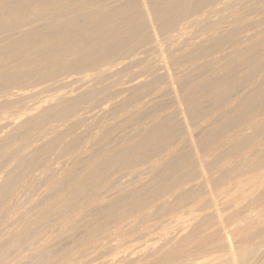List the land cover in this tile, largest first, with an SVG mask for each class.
Here are the masks:
<instances>
[{
    "label": "bare ground",
    "instance_id": "6f19581e",
    "mask_svg": "<svg viewBox=\"0 0 264 264\" xmlns=\"http://www.w3.org/2000/svg\"><path fill=\"white\" fill-rule=\"evenodd\" d=\"M215 0H86L84 3H81L79 5H77L76 7H74L72 10H68V12H65V13H61L62 10H60V14H57V13H54V12H45L47 13L48 15H46V17H43L42 14H39L38 13V9L40 11V9L42 10L43 7H48L52 4H54L55 2H57V0H26V1H23V0H20V1H17V0H0V26H6L7 27V30L5 31V33H3L4 35H2V33L0 32V34L2 36H0V79L3 81L5 80L6 82V85H8L9 87L12 86V84H10L11 82L15 81V80H19L20 78H18V76L20 77L22 74H24L23 72L21 73V68L23 67V63H25L26 61H28L26 59L25 62H22V64L20 62H18L19 59L23 58L25 56H27L26 54L24 55L23 51H25V53H32L33 55H30V57L32 56V60H39L41 61V58H45L46 59V55H47V58L48 57H53L55 59V63H58L60 62L58 59L64 61V63L66 62L67 64L65 66L69 67L70 69L71 66H75L74 68L76 69V72L77 71H80V70H77V68L81 69V68H84V69H81V72L83 73L85 70V68H89V67H92L93 70H94V75L96 74V78L95 80L98 78L99 75H101L102 73H108L110 74V72L112 71V68L114 67L115 69V66H108V62H105L107 60H109V57H111L112 55L116 54L121 50V49H124V48H127V55H125V53H122L124 54L125 57L121 58V59H126L128 60L127 62H131V66L133 65L132 62H135L134 60H139L140 61V51L142 52V49H140V51L138 50L135 54V52L133 51V48L138 44L140 43L142 40H143V37L140 36V32L138 33L137 31V28L139 27H142V29L145 28L149 29L148 31L150 32V34L147 32L144 34H149L148 38H150L149 40L152 41L154 43V45L158 46L159 44L163 45V42L162 40H166L167 39H159L158 35L160 34L161 30H162V34H166V33H170L169 35V38L168 39H173L174 37L178 38L177 35L179 36L180 33L182 32L183 33H186L185 30L193 24L196 25L197 24V28H198V25L203 23L205 25L206 21L208 22V17H207V14H209L211 11L213 12L214 14V11L212 10L214 7L212 6L213 5V2ZM217 1V0H216ZM221 1V0H220ZM231 0H222L221 3L222 4H228ZM239 1V0H237ZM236 1V3H237ZM241 1V0H240ZM260 0H258L259 2ZM60 2V1H58ZM62 2V0H61ZM64 2V0H63ZM219 2V0H218ZM234 1L232 0L229 5L232 6ZM136 3V4H134ZM216 3V2H214ZM58 4V3H57ZM68 4H71L70 2ZM227 5V6H229ZM237 5V4H236ZM135 6V7H134ZM217 6L219 7V5L217 4ZM216 6V8H217ZM225 5H223V8ZM230 6L228 7V10H230ZM31 7V8H29ZM42 7V8H40ZM56 7V5H55ZM61 7H64V6H61ZM71 7V6H70ZM233 7V6H232ZM38 8V9H37ZM58 8V7H56ZM56 8H55V11H56ZM68 8V7H67ZM222 8V7H221ZM234 8V7H233ZM232 8V9H233ZM261 8V7H260ZM34 9L37 11V13H32V11H34ZM49 9H53V7ZM48 9V11H49ZM59 9V8H58ZM231 11L233 12L234 9ZM256 9V7H255ZM32 10V11H31ZM46 10V9H44ZM65 10V9H63ZM215 10V8H214ZM221 10V9H220ZM230 11V12H231ZM59 12V11H58ZM231 12V14H232ZM41 13V12H40ZM43 13V14H45ZM136 13H141L142 15V20L143 22H139L138 24L136 23V20L134 19L133 15L136 14ZM235 13V11H234ZM211 14V13H210ZM248 14V13H247ZM209 16V15H208ZM233 16V15H232ZM132 17V18H131ZM213 17V15H212ZM211 15H210V19H209V22L211 20ZM230 17V16H229ZM215 17H213L212 19H214ZM231 18V17H230ZM237 18V17H236ZM129 19V20H127ZM140 19V17H139ZM183 22V24H181V21L185 20ZM127 20V21H126ZM135 20V21H134ZM138 20V19H137ZM215 20V19H214ZM219 20V19H218ZM218 20L216 21L218 23ZM231 20V19H230ZM220 21V20H219ZM227 21V20H226ZM229 21V20H228ZM233 21V20H231ZM211 22H213L211 20ZM210 22V23H211ZM215 22V21H214ZM225 22V21H224ZM181 24V25H180ZM213 24V23H211ZM211 24H209V26H211ZM180 25V27H179ZM207 25V24H206ZM215 25V23H214ZM203 26V25H202ZM201 26V27H202ZM208 26V25H207ZM207 26H204L205 28H207ZM171 27L175 28V30H171V31H168ZM178 27V28H177ZM196 27V26H195ZM229 27H231L230 25H224L223 27L221 26V28L215 30L213 32V28H212V32L210 30L209 34L205 37H202L200 39H197V40H193V42L190 44V48L187 50L186 49V53L188 52H195V55L196 53L200 56L202 52H204V48L202 45L204 42H207V41H211L212 42L214 41V43L211 44V47H208L209 49L210 48H214L213 49H216L215 46L218 45L219 48L223 47V43H226L225 40H228L227 38L224 37L223 33L229 29ZM255 27V26H254ZM177 28V29H176ZM200 28V26H199ZM210 28V27H209ZM217 28V27H216ZM215 28V29H216ZM208 29V28H207ZM177 30H181L179 33L177 34H172V33H176ZM231 30V29H230ZM234 30V29H233ZM194 31H198L197 29L194 30ZM232 31V30H231ZM229 32V31H228ZM84 34L85 36L84 37H88L87 35H90L88 37V39L86 40H82V38H78L77 40L73 39V40H70V37L73 35L75 37L74 34ZM194 33V32H193ZM46 34V35H45ZM142 34V33H141ZM227 35V32L225 33ZM143 35V34H142ZM195 35V34H194ZM201 35V34H200ZM255 35V34H253ZM77 36V35H76ZM79 36V35H78ZM147 36V35H146ZM166 36V35H165ZM183 36V35H182ZM229 36V35H228ZM244 36V34L242 35ZM249 36V34H248ZM252 35H250L249 37H251ZM72 37V38H74ZM81 37V35H80ZM163 37V36H162ZM168 37V36H167ZM192 37V36H191ZM195 37L197 38L198 36L195 35ZM194 37V39H195ZM247 37V36H246ZM166 38V37H164ZM175 38V39H176ZM193 38V37H192ZM159 39V41H158ZM185 39V38H184ZM241 39L244 41L245 39H243L241 37ZM240 39V41H241ZM247 39V38H246ZM252 39V37L250 38ZM168 40V41H170ZM178 40V39H177ZM182 40V39H181ZM181 40H180V43H181ZM186 40V39H185ZM230 40V39H229ZM249 40V39H247ZM149 41V42H150ZM165 41V42H166ZM173 41V40H172ZM225 41V42H224ZM239 41V42H240ZM144 42V41H142ZM147 42V41H146ZM160 42V43H159ZM162 42V43H161ZM183 42V41H182ZM221 42H222V45H221ZM229 42V41H227ZM230 42H233L232 40ZM246 42V41H245ZM244 42V43H245ZM259 42V41H258ZM210 43V42H209ZM243 43V42H242ZM248 43V42H247ZM261 43V42H260ZM46 45L45 46V49L44 51L42 50L41 52L42 53H35V50H38L39 47H41L40 45ZM60 45V46H55L54 45ZM144 44V43H143ZM145 44H148L145 43ZM177 44V43H176ZM195 44V45H194ZM208 44V42H207ZM228 44V43H227ZM227 44H225L226 46H228ZM236 44V43H234ZM241 44V43H240ZM246 44V43H245ZM42 45V46H43ZM139 45V44H138ZM142 45V44H141ZM137 46V47H143V46ZM153 44L151 43V46ZM184 45V44H183ZM205 45V44H204ZM210 45V44H209ZM220 45V46H219ZM231 45V44H230ZM229 45V46H230ZM233 45V44H232ZM146 46V45H145ZM144 46V47H145ZM155 47L157 48L158 52H159V49L161 50V47L160 45L158 47H160L158 49V47ZM221 49V51L223 52L225 47ZM228 46V47H229ZM187 47L188 44H187ZM231 47V46H230ZM68 49V51L66 53H64L63 55V52H61V50H65ZM136 48V47H135ZM134 48V49H135ZM163 48V47H162ZM207 48V49H208ZM217 48V49H219ZM164 49V48H163ZM206 49V50H207ZM227 49V47H226ZM243 49H245V51H243L244 53L246 51H248L250 48H248V46H245ZM262 49V48H261ZM260 49V50H261ZM137 50V48L135 49ZM171 50V49H170ZM259 50V51H260ZM126 51V49H125ZM219 50V52H221ZM236 51V50H235ZM233 51V52H235ZM241 51V50H240ZM21 52L22 54L24 55V57L21 55ZM37 52H40V51H37ZM163 50H162V53H160V55H162L163 57H166L163 55ZM242 52V53H243ZM166 53V52H165ZM164 53V54H165ZM200 53V54H199ZM206 52H204L203 54H205ZM210 53V52H209ZM230 53V52H229ZM260 53V52H259ZM122 54V56H123ZM139 54V55H138ZM142 54V53H141ZM167 54V53H166ZM222 54V53H221ZM224 54V53H223ZM227 53H225L226 55ZM254 54H255V51H254ZM119 55V54H118ZM121 55V54H120ZM145 55V54H144ZM196 55V56H198ZM208 55H211V54H208ZM207 55V56H208ZM242 55V54H241ZM253 55V54H252ZM21 56V58H20ZM45 56V57H44ZM202 56V55H201ZM223 55H218L217 53L214 54L213 57H211L210 60L212 61H219V59H222L223 57H221ZM248 56V55H247ZM119 57V56H118ZM161 57V56H160ZM161 57V61H162V58ZM234 57V56H233ZM58 58V59H57ZM116 58V57H115ZM120 58V57H119ZM263 59L264 58V48H263V51H261L260 55H258V57L253 61L254 63H256V61H258L259 59ZM21 59V60H23ZM57 59V61H56ZM111 59V58H110ZM143 59V57H142ZM147 59V58H146ZM165 58H163L164 60ZM25 60V59H24ZM113 60V59H111ZM167 60V59H166ZM32 61V62H33ZM51 61H54V60H51ZM49 61V62H51ZM110 61V60H109ZM119 61V60H118ZM117 61V62H118ZM144 61V59H143ZM142 61V63H143ZM147 61V60H145ZM165 61V60H164ZM44 62H47L44 60ZM48 62V63H49ZM113 62V61H112ZM115 62V60H114ZM123 62V61H122ZM148 64H154L150 61H147ZM146 62V63H147ZM166 62V61H165ZM172 62V61H171ZM176 62V61H175ZM174 62V64H175ZM253 62L251 63L252 65ZM260 62V61H259ZM13 63V64H11ZM27 64H29L28 62H26ZM25 63V64H26ZM57 63V64H58ZM110 63V62H109ZM138 62L136 61V64ZM177 63V62H176ZM250 63V62H249ZM258 63V62H257ZM262 63V64H261ZM260 64H256L255 68L251 69V71H249L246 75H244V77H242V81H249L251 80L250 78L252 77H256V74L260 73L261 74L258 76V78H260V80H263L262 82H264V62L262 61ZM51 64V63H50ZM116 64V62H115ZM118 64V63H117ZM124 64V63H123ZM141 64V63H139ZM145 64V63H144ZM150 64V65H151ZM164 64V62L162 63ZM167 64V62H166ZM164 64V65H166ZM178 64V63H177ZM248 64V63H247ZM37 65V64H36ZM35 65V66H36ZM53 65V63H52ZM62 65V64H61ZM111 65V64H110ZM127 64L123 65L125 67ZM130 65V64H129ZM146 65V64H145ZM159 65V64H158ZM170 65V64H169ZM250 65V64H249ZM26 66V65H25ZM39 66V65H38ZM40 66H42V64L40 63ZM44 66V64H43ZM51 66V65H50ZM48 67V69L46 70V66L43 67L45 68L44 71L46 72V75H49L48 77H52L53 74H57L58 71H61L58 69V65H56L55 67ZM54 66V65H53ZM60 66V65H59ZM64 66V64L62 65ZM122 65L120 66H117L118 67H121ZM155 66V65H154ZM168 66V65H167ZM172 66V65H171ZM176 66V64H175ZM233 66V65H232ZM37 67V66H36ZM123 67V68H125ZM148 67V65H147ZM146 67V68H147ZM158 67V66H157ZM161 69H163L164 67L163 66H160ZM159 67V68H160ZM163 67V68H162ZM177 67V66H176ZM175 67V68H176ZM234 67V66H233ZM239 67V66H238ZM244 67V66H243ZM248 66H246L247 68ZM28 68V67H26ZM38 68V67H37ZM36 68V69H37ZM42 68V69H43ZM56 68V69H54ZM62 68V67H60ZM145 68V66H144ZM154 68V67H153ZM150 69V70H153ZM168 68V67H167ZM166 68V70H167ZM173 68V70L175 69ZM237 69V71L240 69H238L237 67H235ZM251 68V67H250ZM30 69V68H28ZM32 69L35 70L34 66H32ZM39 69V68H38ZM75 69H72L70 71H75ZM91 70V68H89ZM119 69V68H118ZM128 68H125V71H127ZM143 69V68H142ZM156 69V67L154 68ZM158 69V68H157ZM156 69V70H157ZM169 69V68H168ZM177 69V68H176ZM213 69V68H212ZM248 69V68H247ZM33 70V71H34ZM40 70V69H39ZM37 70V72L39 71ZM89 70V71H90ZM144 70V69H143ZM146 70V69H145ZM144 70V71H145ZM155 70V71H156ZM164 70V69H163ZM27 71V70H26ZM25 71V72H26ZM63 71V69H62ZM69 71V73H70ZM88 71V72H89ZM92 71V70H91ZM124 71V69L122 70ZM171 71V70H170ZM177 71V70H176ZM247 71V70H246ZM28 72V71H27ZM30 72V71H29ZM35 72V71H34ZM34 72H33V75H34ZM45 72L44 75H45ZM66 72V71H65ZM87 72V71H86ZM114 72V71H112ZM121 72V71H120ZM146 72H148V70H146ZM151 72V71H150ZM149 72V73H150ZM178 72V71H177ZM241 72H242V69H241ZM31 73V72H30ZM42 73V72H41ZM68 73V71H67ZM81 73V74H82ZM93 73V72H92ZM91 73V74H92ZM126 73V72H125ZM141 73V72H140ZM148 73V74H149ZM152 73V72H151ZM20 74V75H19ZM36 74V72H35ZM71 74V73H70ZM74 74V73H72ZM78 74V73H77ZM85 74V73H83ZM82 74V75H83ZM122 74V73H121ZM147 74V76H148ZM163 74V72L161 73ZM175 74V73H174ZM32 73L30 74V77L29 74L27 73V75L25 74L24 77H27V78H32L33 76H31ZM38 75V74H37ZM59 75V74H58ZM57 75V76H58ZM80 75V74H79ZM82 75L80 78H82ZM113 76V73L111 74ZM114 75H117L116 72ZM150 77H151V74H149ZM153 75V74H152ZM155 75V74H154ZM153 75V76H154ZM165 75H168L167 78H170L172 77V74L169 72V70L163 74V76ZM209 75V74H208ZM254 75V76H253ZM39 76H40V73H39ZM56 76V77H57ZM63 76V75H62ZM62 76L60 75L59 77L62 78ZM89 76V75H88ZM179 76V74H178ZM232 76V75H231ZM23 75H22V78H24ZM44 77V76H43ZM46 77V76H45ZM50 77V79H51ZM55 77V75H54ZM54 77H53V80H54ZM64 77V76H63ZM90 77V76H89ZM100 77V76H99ZM114 77V76H113ZM118 77V75H117ZM120 77V75H119ZM134 77V75H133ZM163 77V78H165ZM18 78V79H17ZM40 78V77H39ZM42 78V77H41ZM101 78V77H100ZM116 78V77H115ZM114 78V79H115ZM129 78V77H128ZM137 76L134 78L136 79ZM146 78V76H145ZM173 78V77H172ZM175 78V77H174ZM240 80H241V77H239ZM26 79V78H25ZM44 79V78H43ZM49 79V78H48ZM49 79V80H50ZM70 79V78H68ZM83 79V78H82ZM99 79V78H98ZM119 79H122L121 77ZM131 79V77H130ZM133 79V78H132ZM151 79V78H150ZM153 79V77H152ZM152 79L150 80V83L154 81V83H157L156 79L154 78L153 81ZM179 79V77L177 78ZM238 79V78H237ZM236 79V81L238 82V80ZM22 80V79H20ZM29 80V79H28ZM27 80V81H28ZM52 80V79H51ZM87 80V79H85ZM118 79L116 78V81ZM142 80V79H141ZM141 80L139 82H141ZM148 79H146L147 81ZM165 80V79H163ZM171 80V79H170ZM176 80V79H175ZM224 80V79H222ZM238 82V84H240L242 81ZM26 81V80H25ZM25 81L24 84H25ZM66 82L68 83V81L70 80H65L64 78L60 80V82ZM81 81V80H80ZM115 81V80H114ZM126 81V80H125ZM135 81V80H134ZM168 81V80H167ZM180 81V80H179ZM225 82L227 81V78L226 80H224ZM235 81V82H236ZM254 80H252L253 82ZM31 82H36V81H32ZM30 82V83H31ZM39 82V81H38ZM43 82V81H42ZM41 82V83H42ZM99 82V81H98ZM119 82V81H118ZM145 82V80L143 81V83ZM165 82V81H164ZM171 83L173 81H170ZM176 82V81H175ZM212 82V83H211ZM234 82V83H235ZM236 82V84H237ZM251 82V83H252ZM20 81H18L17 84H19ZM40 83V82H39ZM45 83V82H44ZM116 83V82H115ZM128 83V82H127ZM142 83V85H143ZM149 83V84H150ZM171 83H167L168 85H170ZM210 83L213 85V80L210 79ZM208 83V84H210ZM261 83V82H259ZM16 84V83H15ZM20 84H23V83H20ZM28 84V82H27ZM47 84V83H46ZM52 84H56V83H53ZM94 84V83H92ZM124 84V83H123ZM129 84V83H128ZM127 84V85H128ZM141 84V83H140ZM179 84V82H178ZM175 83V86L178 85ZM182 82H181V86H182ZM210 84V86H211ZM227 84V83H226ZM236 84H232L235 85ZM237 84V85H238ZM242 86H237L238 88L240 87V90L236 93L238 94V96L235 98V101L233 104H231L230 106L226 107L227 109L229 108V111H224L222 113V116L221 117H228L229 120L228 122H230V120H240V119H243L245 120V117L247 116H251V112H253L254 110L253 109H264V100H262L264 97L261 95V97L258 95V92L257 91V94H254L253 92V88L249 86V84L246 82V84L244 83H241ZM240 84V85H241ZM244 84V85H243ZM6 85H4L6 87ZM30 85V84H29ZM27 85V86H29ZM32 85V84H31ZM37 83L34 85L36 86ZM48 85V84H47ZM57 85V84H56ZM60 85V84H59ZM58 85V86H59ZM84 85V86H83ZM82 85V88L81 89H77L78 91H75L76 89H72V90H69V91H63V92H59L58 90V94H56L55 96H52L51 99H47L44 101V104L45 106H41V105H35V106H32L30 108H23L27 111H23V114L25 115L23 118H20L18 120H13V119H10V120H6L5 118L1 117L0 116V238L4 239V242L3 240L0 239V241H2V244L0 245V249L1 252L4 251L6 253L5 256H3L4 258H1L0 256V264H22V255L23 253L25 252V250L27 248H25L24 246L26 245H22V237H23V234H25V232L29 231V230H26L25 229V226H24V223H23V220H26V218L24 216H26L27 212L25 210V212L23 211L24 209L23 208V194H24V182L25 180L23 179L24 178V175L26 174H29V175H33V179H35L36 181L35 182H31V186H34L35 187H40V185H42V182L43 181H47V187L49 188V190L53 191L54 192L51 194H44V196H41V200L38 202V204H36L34 206V208L40 206L42 203L41 201L43 202L44 200H48L49 198L53 197V195L55 193H58V191L61 189L64 188V185H67V183H73V185L70 187V189L68 190L66 194V197L68 196H71V200L72 199H76L78 196V193L80 194L81 192L82 193H86L87 189L83 191V189H81L82 187H88L90 190H92V193L90 195H88V197H86V199H82L83 201L82 202H79V206H83V205H93L95 202H97V206H99L98 208L96 207V209H100L99 212H102L103 216L101 217L100 220H94L95 222H91L89 220V217L92 216L93 213H91V210H87L86 212L82 211L83 212V215L82 217H80L79 221L80 223L83 222V223H87L88 227H89V231L87 234H85V237H83V239L85 238L86 239H93L94 242L89 246H84L82 250H80V254H82L81 252H89L90 250L89 249H98L100 247H102L103 245H105L107 242H109L110 238L109 235H110V229L112 228H116L114 227L115 225H117L118 223H121V222H126V221H129V217H131L132 215H134L136 212H139L142 208L143 205H141V203H149V204H153V208L156 209H160L162 210L163 208L166 209V207H171L173 208L174 210V207H172L171 205H177V202L180 201L181 197L182 199L185 201L184 197H187L189 195H196V192L198 190L201 191V187H209L210 186V180L212 181V179H209L207 177H205V174L207 173L210 174V171L211 169H213V166L210 165V171L208 170V172L206 171L208 169V165L209 163L207 162V160L205 159V157L207 158V156H201V152L205 149H203L201 152H200V149L203 148L202 143L204 142L206 144L205 141H202L201 139V135L206 131H204V127H208L207 125H209L210 123V120H208V118L206 120H202L200 121V117L203 116L204 114H202V112L199 111V114H202L199 116L194 114V116L196 115V117H198L199 119H194L195 121L199 120L201 123H199L198 125H196V128L194 130H191L190 127L192 126L190 123V120L192 119V114L190 113V109L192 110L194 107L192 105V108L189 109L188 107V110L184 107H182V105H185V103L183 102L182 98L176 94V91H179L178 90V85L176 88L174 86H172V89L175 91L174 94H175V98L177 100V102H179V100L181 99L184 104H182L180 106V103L177 105V107H179V110H180V114H181V117H180V121L182 123H178L180 124L181 126L180 129H177V128H174L172 123H171V119L170 118H166L164 116H160V121L158 123H156L155 125H153L152 129H150L149 131H147L143 137H142V143L149 146V148L147 150H144L142 152H139V146H135V147H130V148H125V149H121L119 151H115L113 152V154L111 153L110 155L108 154L107 156L105 155V157L100 160V164H97L96 163H90L86 168V170H84V173H85V176L82 177L81 180H79L77 178V171H76V167L73 168V163H75V161H71V164H72V167H62V166H52L54 168L50 169L52 171V174L49 175L48 174V170H47V173H45V176L46 174H48L50 177L53 175H64V174H68L67 177H70L68 179H65V177H63V179L61 178H58L56 177V180L53 182L52 185H50V177H43L44 176V172L39 171V161L38 159L36 160V158H38L39 156L41 155H46L47 152H51L50 149H47V148H44L45 146L48 147V145H50L52 142L50 141L51 139H47L48 141H42L40 142L39 140V144L36 145L34 142H36V140H31L25 144V147H30L31 150H28L29 152L27 154H29V157L27 156L26 158H30V153L33 152V155L35 153V156H32L34 157L35 160H31L29 162V160L25 163V155L23 156L21 154L20 151H14L15 154H14V157L12 158V160L10 161L9 159H6L8 158L6 156V150L8 149V151L10 150L8 148V143L11 142V140H9L8 142V139H10L9 137H11L13 134H12V131L14 129H17L18 125H28L31 121L33 122H37V123H41L42 124L47 121L49 119V117H51V114L52 116L56 114L57 118H60V122L63 121V129L62 130H65L64 127L66 128L65 131H63L62 134H65L64 132L66 133H71V130L73 128H71V126L73 124H76V122H81V121H84V120H87L89 119L91 121V123H94L93 121L104 115V113H106L107 109L110 108L109 106H106L102 104H99L97 107H93L90 105V109L87 110V108L83 107L82 106V103L84 102V100H81L80 97H87V96H91L93 95V88L91 86V84H83ZM95 85V84H94ZM151 85V84H150ZM153 85V84H152ZM167 85V86H168ZM172 85V84H171ZM174 85V84H173ZM1 86V85H0ZM7 86V87H8ZM38 86V85H37ZM44 86V85H43ZM46 86V85H45ZM51 86V84H50ZM63 86V84H62ZM179 86V87H181ZM256 86V84L254 85ZM3 87V84L1 86V88ZM8 87V88H9ZM14 87V86H13ZM20 87V86H19ZM22 87V86H21ZM25 87V86H24ZM33 87V85L31 86ZM61 87V86H60ZM123 87V86H122ZM122 87L119 89L120 92L117 93V95H119L121 92H123L124 90H130V91H135L137 90V87H138V84L134 83V84H131L129 86H125L123 87V91L122 90ZM150 87V86H149ZM152 87V86H151ZM183 88L185 87L182 86ZM181 87V88H182ZM213 87V86H212ZM223 87V86H222ZM230 87H232L230 85ZM0 88V90H1ZM11 88V87H10ZM18 88V87H16ZM28 88V87H27ZM26 88V89H27ZM39 88H42L41 86ZM45 87H43L42 89H44ZM48 88V87H47ZM65 88V87H64ZM102 88V87H101ZM141 88V87H140ZM180 88V91L184 90L182 89L181 90ZM199 88V87H198ZM211 88V87H210ZM236 88V87H235ZM234 88V89H235ZM7 89V88H6ZM19 89V88H18ZM31 90V88H29ZM56 89V88H55ZM60 89V88H59ZM143 89V88H142ZM153 89V88H152ZM224 89V88H223ZM228 88H226L225 90L221 91L220 93H224L226 92ZM263 89V88H262ZM261 89V90H262ZM12 90V89H11ZM11 90H8L7 93H4L3 94V90H2V95L0 94V106L3 104H7V103H11L12 100L14 101L15 98H12L11 96H14V92L11 93L9 91ZM16 90V89H14ZM25 90V88H24ZM23 90V91H24ZM38 90V89H36ZM41 90V89H40ZM39 90V91H40ZM47 90V89H46ZM171 89L169 88V91ZM172 90V91H173ZM238 90V89H237ZM260 90V91H261ZM144 91V90H143ZM233 91V89L231 90V92ZM236 91V90H235ZM27 92V91H26ZM25 92V93H26ZM34 92L37 94V92L34 90ZM32 92V93H34ZM56 92V91H55ZM125 92V91H124ZM123 92V93H124ZM128 94L130 95L131 93H129V91H127ZM126 92V93H127ZM171 92V91H170ZM185 92V90L183 91ZM182 92V93H183ZM200 92V91H199ZM204 92V91H203ZM228 92H230V88L228 90ZM263 92V91H262ZM25 93L19 91V92H16L15 95H19L20 98L22 99L23 97L22 96H25ZM34 93V94H35ZM41 93V92H40ZM42 93H43V90H42ZM125 93V95H126ZM172 93V92H171ZM179 93V92H178ZM256 93V92H255ZM29 94V92H28ZM33 94V95H34ZM53 94V93H52ZM147 94V93H146ZM232 94V93H231ZM263 94V93H262ZM51 95V94H50ZM50 95H47V96H50ZM116 95V94H115ZM114 95V97H115ZM137 95V94H136ZM172 95V94H171ZM183 95V94H182ZM224 95H226V93H224ZM264 95V94H263ZM47 96H44V97H47ZM95 96V94H94ZM127 96V95H126ZM186 95H184L185 97ZM223 96V95H222ZM229 96V95H228ZM16 97V96H14ZM27 97V95H26ZM29 97V96H28ZM110 97V96H109ZM108 97V98H109ZM113 97V96H112ZM111 97V98H112ZM122 97V96H121ZM125 97V96H124ZM147 97V96H146ZM174 96L172 95V98ZM183 97V96H182ZM231 97H233L231 95ZM235 97V95H234ZM233 97V98H234ZM257 97H259V100L257 99ZM25 98V97H24ZM94 99V97H92ZM225 98V96L223 97V99ZM16 99H18L16 97ZM15 99V101H17ZM44 98L41 99V101L43 100ZM89 99V97H88ZM87 99V100H88ZM222 99V100H223ZM226 100L228 99V102L231 100H229V97L225 98ZM224 99V100H225ZM255 99H256V102H255ZM24 100V99H23ZM91 100V98H90ZM124 99H120V101L122 102ZM136 100V98H135ZM174 100V99H173ZM186 100V99H185ZM221 100V101H222ZM14 101V102H15ZM20 100H18L19 102ZM40 101V102H41ZM175 101V100H174ZM187 101V100H186ZM233 101V100H232ZM258 101V103H257ZM261 101H263L261 103ZM24 102V101H23ZM43 102V101H42ZM99 102V100H98ZM96 102V103H98ZM133 102V101H132ZM189 102V101H187ZM191 102V101H190ZM222 102H226V101H222ZM16 103V102H15ZM14 103V104H15ZM20 103V102H19ZM38 103V102H37ZM120 103V102H119ZM126 103V102H125ZM128 103V102H127ZM13 104V103H12ZM21 104V103H20ZM32 104V103H31ZM36 104V102H35ZM43 104V103H42ZM84 104L86 105L87 103L84 102ZM89 104V103H88ZM177 104V103H176ZM194 104V103H193ZM223 104V103H222ZM227 104V102H226ZM19 105V104H18ZM17 105V106H18ZM30 105V104H29ZM75 105L78 106L75 108ZM165 105V104H164ZM219 105V104H218ZM225 105V104H224ZM1 106V107H2ZM8 106H11L10 104ZM14 106V105H13ZM12 106V107H13ZM16 106V107H17ZM22 106V105H21ZM19 106V107H21ZM31 106V105H30ZM41 106V107H40ZM80 106V108H79ZM82 106V107H81ZM88 106V105H87ZM155 106V105H154ZM190 106H191V103H190ZM217 106V105H216ZM226 106V105H225ZM6 107V106H5ZM4 107V108H5ZM26 107V106H25ZM55 107H60V109L57 111L58 112H55L54 113V108ZM164 107V106H163ZM176 107V109H177ZM230 107H233V108H230ZM8 108V107H6ZM53 108V113H50L49 110ZM79 109H83L85 108L87 112V115L85 116L86 114V111L84 112L85 114L82 115L83 116H77L75 117L74 119H72L71 121L70 118L72 116H74V114L77 112V110ZM124 108V107H123ZM218 109L223 108V106L220 105V107H217ZM75 109V113L72 112V110ZM77 109V110H76ZM96 109V111H94ZM225 109V108H223ZM238 109H241V111L238 113ZM2 112L4 111L2 108H1ZM0 110V112H1ZM7 110V109H5ZM17 110V109H16ZM15 110V111H16ZM19 110V109H18ZM17 110V112H18ZM48 110V113H45V111ZM84 110V109H83ZM121 110V109H120ZM21 111V110H20ZM19 111V112H20ZM52 111V110H51ZM71 113H70V112ZM81 111V110H80ZM94 111V112H93ZM196 111V110H195ZM194 111V112H195ZM215 111V109H214ZM234 114H232L233 112H235ZM5 112V111H4ZM149 112V111H148ZM193 112V111H192ZM193 112V113H194ZM211 112V111H210ZM226 112V113H225ZM8 114V112H6ZM70 113V114H69ZM179 113V112H178ZM177 111H176V114H178ZM191 115H190V114ZM221 113V112H220ZM219 113V114H220ZM260 112H258L259 114ZM19 113H17L18 115ZM78 114V113H77ZM103 114V115H102ZM130 114V113H129ZM208 114V113H207ZM230 114V115H229ZM232 114V115H231ZM1 115V114H0ZM2 115L4 116V114L2 113ZM211 115V114H210ZM215 115V114H214ZM218 115V114H217ZM235 115V116H234ZM261 115H263L261 117ZM261 115L260 117H258L259 115H255V116H252V118L256 117L255 119L253 120H250V126H253V127H247L246 126H239V128L231 131L228 127L227 129H229V131H231L226 137H225V140L223 141V143H221L220 146L222 145H226L225 148L226 150L228 151L229 150V154H230V151L231 150H237L239 151L240 153V150L242 151V149H245L246 148V144L249 142H246L248 138H252V136L254 137V142L252 144H250L247 149L244 151V156L241 157L242 159L246 160L245 162H247V164L250 166V168L252 166L254 167H257L259 170L262 169L264 167V154H261V150L262 148L264 147V141H263V137L261 135L260 138H258L257 140L255 139V135L258 134V130L260 129V127L258 126L259 123L263 122L264 121V111L261 112ZM55 116V119L57 120ZM151 116V115H150ZM156 116H158L156 114ZM175 116V115H174ZM192 116V117H191ZM8 117V115L6 116ZM14 117V115H13ZM20 117H22L20 115ZM152 117V116H151ZM178 117V116H177ZM204 117H206V115H204ZM208 117V116H207ZM19 118V117H16V119ZM101 118V117H100ZM121 118V117H120ZM153 118V117H152ZM179 118V117H178ZM203 117H201L202 119ZM251 118V119H252ZM151 119V118H149ZM154 119V118H153ZM213 119V118H211ZM220 119V118H219ZM217 119V120H219ZM222 119V118H221ZM54 120V119H52ZM214 120V119H213ZM226 120V121H227ZM66 121H69L70 123H66ZM96 121V120H95ZM131 121V120H130ZM153 121V120H151ZM179 121V122H180ZM212 121V120H211ZM216 121V119H215ZM214 121V122H215ZM32 122V123H33ZM49 122V120H48ZM55 122V121H54ZM54 122H53V125H54ZM58 122V121H57ZM150 122V121H149ZM237 122V121H236ZM241 122V121H240ZM247 122V119L245 121V123ZM46 123V122H45ZM51 123V122H50ZM62 123V122H61ZM60 123V124H61ZM114 123V122H113ZM132 123V122H131ZM174 123V122H173ZM218 123V122H216ZM152 124V123H151ZM150 124V125H151ZM176 124V123H174ZM211 124V123H210ZM243 124V123H242ZM264 124V122L262 123V125ZM35 125V124H33ZM32 125V126H33ZM40 125V124H39ZM39 125H36L34 126L35 129L36 127L38 128ZM57 124H55V126H53L52 128H50L51 131H56L58 130L56 128V130L54 129V127H56ZM229 126H231L230 124H228ZM226 125V126H228ZM43 126V125H42ZM42 126H40L39 128H41ZM51 126V125H50ZM74 126V125H73ZM128 126V125H127ZM195 126V124H194ZM224 127H226L225 125H223ZM60 127V125H59ZM96 127V126H95ZM27 128V127H26ZM47 128V126H46ZM98 128V127H97ZM141 128V127H140ZM192 128V127H191ZM194 128V127H193ZM192 128V129H193ZM212 128V127H211ZM232 129V127H230ZM234 128V127H233ZM236 128V127H235ZM251 128V129H250ZM253 129H255V132L257 131V133H254V131H251ZM259 128V129H258ZM145 129V128H144ZM258 129V130H257ZM262 127H261V132H262ZM33 130V128H32ZM37 130V129H36ZM35 130V131H36ZM40 130V129H39ZM48 130V128H47ZM44 131L45 133L41 136H39L40 138H45L49 133H51V131ZM179 130L184 132L183 134L185 135L186 134V142H191V145L189 146L190 149H191V154L193 156V159H194V162L193 164H189L191 161L190 159H192V156L191 157H188L190 158L189 160L184 156V155H180L178 154L177 156H179L177 159H175L174 161H171V162H167L166 164H164L163 166V173L162 176H165L161 181L157 180L154 182V184L152 185V187H150L149 189V193L146 194V195H142L141 193H138L137 191V188H134V187H130L132 185H135L132 183V185L128 184L126 185L127 187H122L120 186L121 188H117L116 191L117 192H120L124 189L127 190V192L123 195H120V196H112L114 193L116 194V191L112 192L111 194L105 196V197H101L100 195H95L94 196V193L96 191L99 190L100 186L102 185V183L104 184V181L107 180L111 186H113V184L118 185L119 181L121 180V178L123 177L124 178V172H122L121 170L124 169L127 165H130L129 163H132L136 158L137 156L140 157V155H142V157H146L147 155H149L150 153L152 152H155L156 154V157L157 155H159V153L161 151H167V150H177L178 149V145H175L173 146V143L176 141V138H177V134L179 133ZM226 130V129H225ZM264 130V129H263ZM141 131V129H140ZM227 131V130H226ZM20 132V131H19ZM19 132H15L17 134H19ZM39 132V131H37ZM90 132V131H89ZM181 132V133H182ZM228 132V131H227ZM21 133V132H20ZM33 133V132H32ZM31 133V135H32ZM36 133V132H35ZM34 133V135H35ZM56 133V132H55ZM55 133L52 134L55 136ZM224 133V131H223ZM222 133V134H223ZM264 133V132H263ZM22 134V133H21ZM57 134V133H56ZM122 134V133H121ZM138 134V132L136 133ZM180 134V133H179ZM221 134V132H220ZM16 135V134H14ZM25 135V134H24ZM37 135V134H36ZM69 135V134H68ZM76 135V134H74ZM204 135V134H203ZM226 135V134H225ZM264 135V134H263ZM19 136V135H18ZM27 136V135H26ZM25 136V137H26ZM29 137H31L30 135H28ZM50 136V135H49ZM52 136V135H51ZM50 136V138H51ZM61 136V134H60ZM88 136H91L90 134ZM219 136V134H218ZM217 136V137H218ZM222 136V135H221ZM220 136V137H221ZM13 137V136H12ZM16 136H14L15 138ZM24 137V138H25ZM36 136V138H39ZM58 137V136H57ZM62 137V136H61ZM59 137V138H61ZM87 137V135H86ZM176 137V138H175ZM205 137V136H204ZM224 137V136H223ZM20 138V137H19ZM22 138V139H24ZM34 138V136H33ZM32 138V139H33ZM35 138V139H36ZM39 138V139H40ZM49 138V137H48ZM53 138V136H52ZM56 138V136H55ZM65 138V137H64ZM62 138V139H64ZM89 138V137H87ZM175 138L174 142L172 141L173 139ZM219 138V137H218ZM222 138V137H221ZM69 139V138H68ZM185 139V138H184ZM210 139V138H209ZM25 140V139H24ZM38 140V139H37ZM212 140V139H211ZM253 140V139H252ZM26 141V140H25ZM21 142L22 143H25ZM49 141L51 142L49 144ZM53 141V139H52ZM60 141V140H59ZM58 141V142H59ZM62 141V140H61ZM85 141V140H84ZM127 141V140H126ZM172 141L171 144H168ZM209 141V140H208ZM63 142V141H62ZM189 142V144H190ZM246 142V144L244 145V143ZM12 143V142H11ZM54 143H56L54 141ZM79 143V142H78ZM53 144V143H52ZM58 144V143H56ZM55 144V145H56ZM86 144V143H85ZM168 144V146H167ZM176 144V143H175ZM208 144V147L210 146V142H207ZM206 144V146H207ZM249 144V143H248ZM23 145V144H21ZM74 145H78V144H75ZM80 145V144H79ZM82 145V144H81ZM169 145L173 146V147H169ZM187 145V144H186ZM204 145V144H203ZM59 146V145H58ZM57 146V147H58ZM61 146V145H60ZM84 146V145H83ZM82 146V147H83ZM167 146V147H165ZM205 146V145H204ZM54 145L52 146V148L54 149ZM65 147V146H64ZM63 147V148H64ZM69 147L72 148V145L70 144L69 146H67V148ZM77 146H73V148H76ZM87 146H85L86 148ZM188 147V148H189ZM201 147V148H200ZM207 147V148H208ZM33 148V149H32ZM61 148V147H60ZM66 148V152L69 151L68 149ZM73 151L74 152V150ZM12 149V148H11ZM16 149V148H14ZM29 149V148H28ZM78 149V148H77ZM75 149V150H77ZM94 149V148H93ZM96 150V149H95ZM222 150V149H221ZM220 150V151H221ZM31 151V152H30ZM70 151V152H71ZM85 151V150H84ZM11 152V151H10ZM48 152V154H49ZM65 150H64V155H65ZM72 152V153H73ZM93 152V151H92ZM91 152V153H92ZM190 152V151H189ZM236 152V151H235ZM211 153V152H209ZM227 153V152H225ZM234 153V152H233ZM238 154V152H236ZM60 154H61V151H60ZM59 154V155H60ZM63 154V152H62ZM71 153H69L70 155ZM90 154V153H89ZM154 155V153H152ZM190 154V153H189ZM228 154V155H229ZM63 155V156H64ZM68 155V156H69ZM94 155V154H92ZM99 155V154H98ZM211 155V154H209ZM227 155V154H226ZM232 155V154H231ZM9 156V155H8ZM13 156V155H12ZM62 156V155H60ZM59 156V157H60ZM67 156V155H66ZM73 156V155H72ZM91 156V155H90ZM163 156V155H162ZM161 156V157H162ZM225 156V155H223ZM223 156H221L223 158ZM230 156V155H229ZM229 156H225V157H229ZM71 157V156H70ZM92 157V156H91ZM90 157V158H91ZM141 157V159H142ZM148 157V156H147ZM155 157V156H154ZM165 157V156H164ZM88 158V160L90 159ZM93 158V157H92ZM91 158V160H92ZM132 158L134 160H132ZM150 158V157H149ZM152 158V157H151ZM163 158V157H162ZM220 158V157H219ZM221 158V159H222ZM240 158V157H239ZM32 159V158H31ZM63 159V158H62ZM72 159V158H71ZM77 159V158H76ZM140 159V158H139ZM147 159V158H145ZM159 157L157 158H153V160H151L148 164L144 165L143 167L139 168V172L140 174H142L141 172H144L145 175L147 174H150L152 172V170L156 167L155 166V163H157L159 161ZM44 160V159H42ZM47 160V158H46ZM45 160V162H46ZM67 160V159H66ZM78 160V159H77ZM90 160V161H91ZM137 160V159H136ZM149 160V159H148ZM241 160V159H240ZM36 161V162H35ZM41 161V160H40ZM139 161V160H137ZM137 161L135 163H137ZM142 161V160H141ZM140 161V162H141ZM144 161V160H143ZM188 161H190L188 163ZM44 162V161H42ZM41 162V163H42ZM87 162V159L84 163ZM146 162V160L144 161ZM236 162V161H235ZM52 163V162H51ZM55 163V161H54ZM64 163V162H63ZM77 163V162H76ZM99 163V162H98ZM134 163V162H133ZM240 163V162H239ZM53 164V163H52ZM58 163H56L57 165ZM60 164V163H59ZM65 164V163H64ZM124 164V166L122 167V165ZM142 164V163H140ZM160 164V163H159ZM49 165V164H48ZM47 165V166H48ZM51 165V164H50ZM86 165V164H85ZM136 165V164H135ZM134 165V166H135ZM139 165V164H138ZM40 166H42V164H40ZM44 166V164H43ZM46 166V165H45ZM46 166V167H47ZM236 166V164H235ZM244 166V165H242ZM45 167V168H46ZM212 167V168H211ZM128 168V167H127ZM130 168V167H129ZM133 168V167H132ZM218 168V167H217ZM229 168V167H228ZM134 169V168H133ZM239 169V168H238ZM236 169V171L238 170ZM242 169V168H241ZM45 170V169H44ZM97 170H100L101 171V175H103L100 179V181L96 182L93 184L94 182V177L96 176L95 175V172ZM129 171V169H127ZM138 170V169H137ZM249 170V169H247ZM251 170V169H250ZM83 171V170H82ZM133 171V170H132ZM131 171V172H132ZM154 171V170H153ZM213 171V170H212ZM243 171V169H242ZM252 171V170H251ZM127 172V171H125ZM158 172V171H157ZM206 172V173H205ZM224 172V171H223ZM234 172V171H233ZM240 172V171H239ZM238 172V173H239ZM248 172V171H247ZM259 172V171H258ZM75 173V174H74ZM195 173V175H193ZM197 173V174H196ZM83 174V173H82ZM128 174V172L126 173ZM59 175V176H60ZM129 175V174H128ZM131 175V174H130ZM137 175V174H136ZM154 175V174H153ZM157 175V174H156ZM218 175V173H217ZM225 175V174H224ZM231 175V174H230ZM28 176V175H26ZM126 176V175H125ZM133 176L135 175H132V178ZM139 176V175H138ZM142 176V175H141ZM161 176V177H162ZM171 176L172 178L169 180L167 177ZM226 176V175H225ZM228 176H229V173H228ZM72 177V178H71ZM81 177V176H80ZM131 177V176H130ZM146 177V176H145ZM151 177V176H150ZM201 177V178H200ZM209 177V176H208ZM217 177V176H216ZM232 177V176H231ZM100 178V177H99ZM98 178V179H99ZM122 178V180H123ZM139 178V177H137ZM154 178V177H153ZM152 178V179H153ZM158 178V177H157ZM167 178V179H166ZM230 178V177H229ZM142 179V178H140ZM151 179V178H150ZM216 179V178H215ZM231 179V178H230ZM257 179H258V184L252 188L251 190L247 191L246 193H244L240 198H238L237 202L235 201V203L237 204H234L235 206V209H233L234 211H232L231 209V215L228 214V217L230 215V217L234 216L238 221L239 220H242V223L240 226H236V228L233 227V229H231L230 227L227 226V219L226 220V217H224L222 215V208H224L223 206H220L219 208H216V201L215 199L213 198V193L209 194L207 198V200H201L200 202L196 203L195 205L192 203L193 206H191V210L192 207L195 209L194 212H189L191 213L190 214V217H189V220L186 221L187 224L184 225L183 224H180L178 228H176L174 231L172 232H168L167 230L164 229V231L162 230V235H163V238H162V242L159 244V245H154L150 248V251L146 254V255H131V254H127L126 256L122 257L123 258V261L125 264H138L140 263V261L143 260V262L147 259V257H151V256H155V255H159V257H162L161 259L158 257V259H160V261H157L156 263L153 262V263H143V264H264V169L261 170L257 176ZM128 180V179H127ZM131 180V178L129 179V181ZM135 180V179H134ZM214 180V179H213ZM222 180V179H220ZM13 181V183L11 184V182ZM45 181V182H46ZM141 181V180H140ZM138 181V182H140ZM149 181V180H147ZM146 181V182H147ZM171 181V182H170ZM133 182V181H132ZM213 182V181H212ZM217 182V181H216ZM215 182V183H216ZM220 182V181H219ZM229 181L225 182V183H228ZM106 183V182H105ZM131 183V182H130ZM150 183V182H149ZM224 183V184H225ZM33 184V185H32ZM93 184V185H92ZM122 184V183H121ZM146 184V183H145ZM151 184V183H150ZM149 184V185H150ZM213 184V183H212ZM218 184V183H217ZM224 184H221V185H224ZM45 185V184H44ZM109 185V184H108ZM27 186V185H26ZM104 186V185H103ZM147 186V185H146ZM217 186V185H216ZM34 187V188H35ZM109 187V186H108ZM107 187V188H108ZM114 187V186H113ZM215 188V186H213ZM47 188V189H48ZM102 188V187H101ZM100 188V189H101ZM106 188V187H105ZM110 188V187H109ZM147 188V187H145ZM201 188V189H200ZM211 188V187H210ZM39 189V188H37ZM35 189V190H37ZM142 189V188H141ZM105 190V189H103ZM102 190V191H103ZM111 190V189H110ZM113 190V189H112ZM214 190V189H213ZM212 190V191H213ZM32 191V190H31ZM34 191V190H33ZM101 191V190H100ZM106 191V190H105ZM108 191V189H107ZM144 191V189H143ZM178 191V192H177ZM203 191V190H202ZM201 191V192H202ZM211 191V190H209ZM104 192V191H103ZM199 192V191H198ZM199 192V193H201ZM205 192H208L205 191ZM102 193V192H101ZM122 193V192H121ZM39 193H33L31 195V197L33 195H38ZM77 194V195H76ZM25 195V194H24ZM202 195V193H201ZM200 195V196H201ZM86 196V195H85ZM198 196V195H197ZM29 198H31L30 196H28ZM193 197V196H192ZM196 197V196H195ZM194 197V200L196 199ZM26 198V197H25ZM24 198V199H25ZM64 198V197H63ZM198 198V197H197ZM70 200V199H69ZM182 200V201H183ZM27 201V200H26ZM58 201V200H57ZM60 201V200H59ZM58 201V202H59ZM196 201V200H195ZM29 202V199L28 201ZM187 202V201H186ZM192 201L188 202L191 203ZM54 203V202H53ZM61 203V202H60ZM71 203H73L75 205V203L72 201ZM70 203V205H71ZM77 203H78V198H77ZM76 203V205L78 206V204ZM68 204V203H67ZM104 204V205H102ZM146 204V203H145ZM233 204V203H232ZM52 207L50 208L53 212V215L56 214L57 212L59 213H62V215H60V217L64 216V213L63 211H61V209L63 210V205L64 204H51ZM73 205V207H74ZM138 205H141V206H138ZM148 205V204H147ZM146 205V206H147ZM182 206L184 204H181ZM187 205V203H186ZM214 206V210L213 213H209V212H205L204 210L207 209L205 207H209V206ZM227 205V204H226ZM238 205V206H236ZM69 206V204L67 205ZM60 207V209H59ZM72 207V208H73ZM93 207V206H91ZM132 207H137L135 210H131ZM180 206H178L179 208ZM255 207V208H254ZM77 207H75L76 209ZM90 208V207H89ZM166 209V210H169ZM189 208V207H188ZM213 208V207H212ZM227 208V206L225 207V209L223 211H225ZM229 208V207H228ZM32 209V207H31ZM39 209V208H38ZM57 209V211H56ZM74 209V208H73ZM96 209H93V210H96ZM30 210V209H29ZM37 210V209H36ZM45 210V209H44ZM55 212H54V211ZM59 210V211H58ZM65 210V209H64ZM153 209V211H155ZM211 210V209H210ZM28 211V209H27ZM40 211V210H39ZM142 211V210H141ZM152 211V212H153ZM158 211V210H156ZM163 211V210H162ZM188 211V210H187ZM29 212V211H28ZM35 212V211H33ZM32 212V213H33ZM42 211H40V213H42ZM50 212V213H52ZM97 212V211H96ZM170 212V211H169ZM173 212V211H172ZM186 212V211H185ZM39 213V212H37ZM149 213V212H148ZM147 213V214H148ZM154 213V212H153ZM159 213V212H158ZM161 213V211H160ZM163 213H165L163 211ZM260 213V214H259ZM30 214V213H29ZM28 214V215H29ZM101 214V213H100ZM145 214V213H144ZM167 214H169L167 212ZM37 215V214H36ZM161 215V214H159ZM225 215V213H224ZM261 215V216H260ZM31 217V215H29ZM33 216V215H32ZM58 216V215H57ZM66 216V215H65ZM109 216H113L112 217V220L110 219H107V217ZM162 216V215H161ZM164 216V215H163ZM29 217V218H30ZM34 217H35V214H34ZM33 217V218H34ZM50 214L49 212L48 213H42V214H39L37 216V221L41 222L42 224L40 226H43V227H48L51 226L53 220H51L52 218L54 219V217L50 218ZM98 217V218H100ZM159 217V216H158ZM172 217V216H171ZM25 218V219H24ZM57 218V217H56ZM55 218V219H56ZM59 218V217H58ZM175 218V216H174ZM173 218V219H174ZM233 218V217H232ZM231 218V219H232ZM32 219V218H31ZM35 219V218H34ZM97 219V218H96ZM105 220V221H101V220ZM178 219V218H177ZM235 219V220H236ZM57 220V219H56ZM259 220H262L261 224L263 223V225L260 228H254L253 230H251V228H253L254 224H256ZM28 221V220H27ZM77 221V219H76ZM230 221V220H229ZM244 221V222H243ZM26 222V221H25ZM30 222V220L28 221ZM130 222V221H129ZM162 222V221H161ZM235 222V221H234ZM260 222V221H259ZM258 222V223H259ZM36 223V221H35ZM89 223V224H88ZM229 223V222H228ZM236 223H238L236 221ZM27 224V223H26ZM55 224V223H54ZM130 224V223H129ZM156 224V223H155ZM163 224V223H162ZM30 226L32 225L29 224ZM37 225V224H36ZM35 225V226H36ZM86 225V226H87ZM236 225V224H235ZM33 226V227H35ZM155 226V225H154ZM159 226V225H158ZM163 226V225H162ZM37 227V226H36ZM58 227V226H57ZM72 227V226H71ZM69 227V228H71ZM146 227V226H145ZM160 227V226H159ZM237 227H240V228H237ZM30 228V227H29ZM61 228V227H60ZM76 228V227H74ZM117 228H119L117 226ZM121 228V227H120ZM123 228V226H122ZM167 228V227H166ZM28 229V228H27ZM34 229V228H31V230ZM42 229V227H41ZM52 229V228H51ZM51 229H48L51 230ZM54 229V228H53ZM59 229V228H58ZM154 229V228H153ZM26 230V231H25ZM56 230V228H55ZM71 230V229H69ZM74 229L72 228L71 231H73ZM143 230V229H142ZM145 230V228H144ZM148 230V229H147ZM151 230V229H149ZM148 230V231H149ZM52 231V230H51ZM50 231V233H51ZM68 231V230H66ZM115 231V230H114ZM132 232V230H130ZM127 232L128 234L130 233ZM26 232V233H27ZM34 232V231H33ZM45 233V230L43 231ZM47 232V231H46ZM60 232V230H59ZM112 232V231H111ZM31 233V232H30ZM49 233V232H48ZM57 233V232H56ZM82 233H85V232H81L80 234ZM142 233H145L146 232H142ZM148 233V232H147ZM150 233V231H149ZM158 233V232H157ZM144 234V235H145ZM13 235V237H12ZM26 235V234H25ZM31 235V234H30ZM34 235V234H33ZM40 235V234H39ZM38 235V236H39ZM43 235V234H42ZM52 235V234H51ZM58 235V234H57ZM56 235V236H57ZM69 235V234H68ZM137 235V234H136ZM139 235V233H138ZM37 236V237H38ZM41 236V235H40ZM49 236V234H48ZM141 236H143V234H140L139 236H137V238H140ZM4 237V238H3ZM29 237V236H28ZM34 237V236H33ZM46 237V235L44 236V238ZM64 237V236H63ZM78 237L80 236H77V239ZM144 237V236H143ZM142 237V238H143ZM152 237V236H151ZM25 238V237H23ZM43 238V237H42ZM46 241L48 240V237H46ZM74 238V237H73ZM134 237H132L133 239ZM195 238H197V242L195 243V245L192 247L193 249H191L192 251L193 250H196V251H199L200 249H203V248H210L213 252H215V256H213V258H209L207 259V256L206 259H201L198 257V259H195V260H186L187 261H183V262H180L179 260H181L179 257L180 256H176L174 257V259H172V257H170V255L172 254V252L174 250H176L179 246H182L184 245V243H187L191 240H194ZM27 239V238H25ZM81 239V238H80ZM82 239V240H83ZM131 239V240H132ZM141 239V238H140ZM28 240H34L33 239H28ZM43 240V239H41ZM80 241L78 244L79 245H82L84 244V241ZM89 240L87 242H89ZM154 240V239H153ZM195 240V241H196ZM24 241V239H23ZM38 241V240H37ZM45 241V239H44ZM74 241V240H73ZM79 241V240H77ZM75 240V242H77ZM28 243V241H26ZM42 242V241H40ZM40 242L38 244H40ZM32 243V242H31ZM43 243V242H42ZM35 245V244H34ZM74 245V244H73ZM72 245V248H76V247H73ZM76 245V244H75ZM30 246H32L30 244ZM37 246V245H36ZM36 246L34 247V249L36 248ZM77 246V245H76ZM29 247V246H28ZM39 247V245H38ZM37 247V249H38ZM41 247V245H40ZM43 247V246H42ZM55 247V246H54ZM78 247V246H77ZM45 248V247H44ZM108 248V247H107ZM110 248V247H109ZM209 249V250H210ZM32 250V248H31ZM30 250V251H31ZM36 250V249H35ZM69 250V249H68ZM74 250V249H73ZM189 250V252H187L188 254L191 253ZM205 249H203L204 251ZM209 250H207V252H209ZM11 251V256H9V253ZM56 251V250H55ZM92 251V250H91ZM97 251V250H96ZM195 251V252H196ZM202 251V250H201ZM201 251H199L201 253ZM206 251V250H205ZM210 251V252H212ZM0 252V253H1ZM29 252L26 251V253ZM38 252V250H37ZM101 252V251H100ZM104 252V251H103ZM182 252V250H181ZM194 252V253H195ZM3 253V252H2ZM25 253V254H26ZM41 253V252H40ZM77 253V252H76ZM102 253V252H101ZM177 253V252H176ZM186 253V254H187ZM4 254V253H3ZM36 254V253H35ZM61 256L64 255L62 253H60ZM67 254V253H66ZM71 254V253H69ZM187 254V255H188ZM193 254V253H191ZM191 254H189V256H191ZM198 254V253H197ZM31 255V254H30ZM75 255V254H74ZM84 255V254H83ZM99 255V254H98ZM185 255V254H184ZM183 255V256H184ZM214 255V254H213ZM24 256V255H23ZM35 256V255H34ZM59 256V255H58ZM57 256V257H58ZM86 256V253L84 255V257ZM167 256H169L170 258H168ZM212 257V255H210ZM26 257V256H25ZM47 257V256H46ZM92 257V256H90ZM186 257V256H184ZM188 257V256H187ZM45 258V257H44ZM60 258V257H59ZM83 258V257H82ZM93 258V257H92ZM155 258V257H154ZM182 258V257H181ZM193 258V257H192ZM196 258V257H195ZM79 259V258H78ZM88 259V258H86ZM85 259V260H86ZM90 259V258H89ZM157 259V258H156ZM179 259V260H178ZM189 259V258H188ZM191 259V258H190ZM26 260V259H25ZM81 260V259H80ZM85 260H83V264L85 263H89L91 261H88L86 262ZM178 260V261H177ZM24 261V259H23ZM122 261V262H123ZM182 261V260H181ZM78 263V261H77ZM76 263V264H77Z\"/></svg>",
    "mask_w": 264,
    "mask_h": 264
},
{
    "label": "rangeland",
    "instance_id": "374dc122",
    "mask_svg": "<svg viewBox=\"0 0 264 264\" xmlns=\"http://www.w3.org/2000/svg\"><path fill=\"white\" fill-rule=\"evenodd\" d=\"M17 1H20V0H17ZM23 1H26V0H23ZM58 1H60V2H58ZM86 0H64V2H63V0H62V2H61V0H57V2H55L54 4H52V5H50L51 6V8L53 7V9L51 10V9H49L50 8V6H48L47 8L46 7H40V8H42V10L40 9V11H39V9H38V13L39 14H42V16L43 17H46V15H48L47 13H45V12H54V13H57V14H60V10H62V12L61 13H65V12H68V10L70 11V10H72L74 7H76L77 5H79V4H81V3H84ZM222 1V0H221ZM221 1L219 0V2H218V0L216 1H214V2H216V3H214L213 2V7L215 8V10H214V8L212 9L213 11H214V14H213V12L211 11L209 14H207V19H208V22L206 21V23H205V25L203 24V23H201V24H199L198 25V28H197V24L195 25L194 24V26H193V24L192 25H190L186 30H185V32L186 33H183L182 34V32L180 33V35L178 36L177 35V37L178 38H176V37H174L173 39H168L169 38V35H170V33H166L165 35L164 34H162L161 32H162V30H161V32H160V34L158 35V37H159V39H160V37H161V39H167V41L166 40H162V41H164L163 42V45H161V44H159L160 45V47H161V50L159 49L160 47H158L157 45V47H158V49H159V52H158V50H157V48H155L156 46L154 45V43L152 42V41H150L149 39L150 38H148L149 36V34H150V32L148 31L149 29L147 28H145V30H144V28L142 29V27H139V28H137V31H138V33L140 32V36L141 37H143V40L142 41H144V42H140V43H138L135 47L137 48V50H135L134 48H133V51L135 52V54L136 53H138L137 51L139 50L140 51V49H142V52L140 51L139 53H140V55H141V57H140V61L139 60H134L135 62H132L133 63V65L131 66V62L129 63V62H127L128 60H126V59H121V58H123V57H125L124 56V54L123 53H125V55L126 56H128L127 54V48H124V49H121L118 53H117V55L116 54H114V55H112L111 57H109V60H107V61H105V62H108V66H115V69H114V67L112 68V71H114V72H110V74H108V73H102L101 75H99L98 76V78L95 80V78L97 77L96 76V74L94 75V70H93V68L92 67H89V68H91V70L89 69V68H85V70H83L84 72L83 73H85V74H83L82 72H81V69H84V68H81V69H79V68H77V70H80V71H77L76 72V67L75 66H71V68L72 69H75V71L73 70V71H70V70H72V69H70L69 67H67V66H65L67 63L65 62L64 63V61H62V60H60V59H58L60 62L58 63V61H57V59H56V61H57V63L56 64H54L55 63V59L53 58V57H48L47 58V55H46V59L44 58H41V61H40V59L39 60H32V56L30 57V55H33L32 53L30 54V53H25V51H23L24 53V55L26 54L27 56H25L24 57V55L22 54V52H21V55L24 57V59L23 58H21V56H20V58L21 59H23V60H21V59H19L18 60V62H20L21 64H22V62H25L26 61V59L28 60V61H26V62H30L29 64H27L26 62V64L25 63H23V67L21 68V73L23 72L24 74H22L23 75V77H24V75L26 74L27 75V73L29 74V76L28 77H30V74L32 73V75L31 76H33L31 79L30 78H27V77H24V78H22V75L19 77L18 76V78H20V79H22V80H15V81H13V82H11L10 84H12V86H8V85H6V82H5V80H1L0 79V85L2 86V84H3V87L1 88V86H0V88H1V90H0V92L2 93V90H3V94L4 93H7V91L8 90H11V91H9V92H11V93H13L14 92V96H16L18 99H16V97H14V96H11L12 98H15L17 101H15V99H14V101L16 102H14L13 100H12V102L10 103H5V104H3V106L1 107L0 106V110H1V108L5 111H3L2 112V110H1V112H0V116L1 117H3V118H5L7 121L8 120H10V119H13V120H18V119H20V118H23L25 115L23 114V111L25 112V111H27L28 110V108H30V107H32V106H37V105H43V106H45V104H44V101L45 100H49V99H51L52 98V96H55L56 94H58L59 92H63L64 90L65 91H69V90H72V89H76L75 91H78L77 89H81L82 88V85L83 84H85V85H87V84H91V86H92V88L94 89L92 92H93V95H91V96H87V97H80V99L81 100H84V102H86L87 104L85 105L84 104V102L82 103V106L83 107H85V108H87V110H89L91 107H90V105L92 106V108L95 106V105H99V104H101V102H102V104L103 105H105L106 106V104H107V106H109L110 108H108L107 109V111H106V113H104V115H103V117L102 116H100V117H98V118H96L93 122L94 123H91V121L89 120V119H87V120H84V121H81V122H76V124H73L72 126H71V128H73L72 130H71V133H66V132H64L65 134H62L63 133V131H65L66 130V128L64 127V129L65 130H62L61 131V129H63L62 127H63V121H59L60 120V118H57V116H56V114L55 115H53L52 116V114H51V117H49V122H48V120L47 121H45L43 124H42V122L41 123H35V122H33V121H31L28 125H18L17 127V129H14L13 131H12V136L11 137H9L10 139H8V142H9V140H11V142H9L8 144V148L10 149L9 151H8V149L6 150L7 152H6V156L8 157V158H6V159H9L10 161L12 160V158L14 157V154H15V152L16 151H20L21 152V154L24 156L25 155V163L29 160V162L31 161V160H37L38 159V161H39V163L40 164H42V166H40V164H39V171H41L42 170V172H44V176L43 177H50L49 175H51L52 174V171L50 170V169H52V168H54L55 166H62V165H64V166H62V167H65V166H67V167H72V164H71V161L73 162V161H75V163H73V168H75L76 169V175H77V178L79 179V180H81L82 179V177H84L85 176V173H84V170H86L87 168V166L90 164V163H96L97 162V164H100V160L102 159V157L104 158L105 157V155L107 156L108 154L110 155L111 153L113 154V152H115V151H119V150H121V149H125V148H130V147H135V146H139V152H142V151H144V150H147L148 148H149V146H147V145H145V144H143L142 143V137H143V135L147 132V131H149L150 129H152V127H153V125H155L156 123H158L161 119H160V116H164V117H168V118H170L172 121H171V123L173 124V125H171V126H173L174 128H177V129H180V127L179 126H181L182 125V123H181V121H180V117H181V114H180V110H179V107L182 105V104H184L185 103V105H182V107H184V108H186L187 110H188V107H189V109L190 108H192V105H193V109L191 110L190 109V113L192 114V119L190 120V123H192L191 125V127L193 128H191L190 127V129L191 130H194L195 128H196V125H198L199 123H201L200 121H204V120H206L207 118H208V120H210V123H209V125H207L208 127H204V131H206V133L204 132L201 136V139H202V141H205L206 142V144H207V142H210V146L208 147V144H207V146H206V144L203 142L202 143V145L201 146H203V148L202 149H200V152L203 150V149H205V150H203L202 152H201V156H207V158L205 157V159L207 160V162L209 163V165H208V169L206 170L207 172H208V170L210 171V165L211 166H213V169H211V171H210V174H208L207 175V173L205 174V177H207V178H209V179H212V181L210 180V186L209 187H204V189H203V187H201L200 189H201V191L200 190H198L199 192H201L202 193V195H201V193H199L198 191L196 192V195H194V194H192V195H189V196H187V197H184V199H185V201L182 199V197H181V199H180V201H178L177 202V205L175 204H173V205H171L172 207H174V210H173V208H169V207H166V209H168L169 208V210H166V209H162L165 213H163V211L162 210H160V209H156V210H158V211H156L155 210V208H153L152 206H153V204H149V203H147V202H143V203H141V205H143L144 204V206H142V208H140L141 210L139 211V212H136L134 215H132L131 217H129V221H126V222H121V223H118L117 225H115L114 227H116V228H112V229H110L109 231H110V235H109V237L108 238H110V240H109V242H107L105 245H103L102 247H100V248H98V249H89L90 251L89 252H81L82 254H80V250H82L83 249V247L84 246H87V245H91L93 242H94V240L93 239H86L85 240V238L83 239V237H85V234H87L88 233V229H89V227H88V225H87V223H83V222H81L80 223V221H79V219H80V217H82V215H83V212L82 211H84V212H86L87 210H91V213H93L92 214V216H90L89 217V220L91 221V222H95L96 220H100L101 219V217L103 216L102 214V212H99V210L98 209H96V207L98 208L100 205V203L99 204H97V202H95L93 205H83L82 207L81 206H79V202H82L84 199H86V197H88V195H90L91 193H92V190H90L88 187H82L81 189H83V191H84V189L86 190L87 189V191H86V193L84 194V193H78V203H77V198L76 199H72L71 200V196H67L66 197V194L65 193H67L68 192V190L70 189V187L73 185V183H67V185H64V188L61 190H59L58 191V193H55L54 195H53V197H51V198H49L48 200L46 199V200H44L43 202L41 201V205L40 206H38V207H36V208H34V206L36 205V204H38V202L41 200V196H44V194L46 195V194H52L53 192H54V190L52 191H50L49 190V188L47 187V181L45 182V181H43L42 182V185H40V187L38 186V187H35V185L36 184H34V186H31V182L33 181V182H35L36 180L35 179H33V178H35V177H33V175H29V174H26V175H28V176H26V175H24V180H25V184H24V194H23V201H24V203H23V208L22 209H24L23 211L25 212V210H26V212H27V214H26V216H24L25 218H26V220H23V223H24V226H25V229L26 230H29L27 233L25 232V234H23V237H25V238H27V239H25V238H23L22 237V245L24 246L25 244V248H27L26 250H25V252L23 253V255H22V258L24 259V261H23V259H21L22 261V264H76L77 263V261H78V263L77 264H83V260H85L86 258H88V259H86L85 261L86 262H88V261H90V259H91V261L89 262V263H85V264H125L124 263V261H123V258L122 257H124V256H126L127 254L129 255V254H131V255H146L149 251H150V248L152 247V246H154V245H159L161 242H162V238H163V235H162V230L164 231V229L165 230H167L168 232L170 231V232H172V231H174L176 228H178L179 227V225L180 224H183L184 223V225L185 224H187L186 223V221L187 220H189V217H190V212H194V208L192 207V209L193 210H191V206H193L192 205V203L195 205L196 203H198V202H200L203 198V200H207V198L206 197H208L209 196V194L211 193H213V198L215 199V201H216V208H219L220 206H223L224 208H222V207H220L221 209H222V215L224 216V217H226V220L227 219H229V220H227V226L228 227H230L231 229H233V227L234 228H236V226H238L239 224L241 225L242 223H240V222H242V220H237L234 216H232V217H230V213H231V210L232 211H234L233 209H235V206H234V204H237V203H235V201L237 202V200H238V198H240L244 193H246L247 191H249V190H251L252 188H254L257 184H258V179H257V176H258V174H259V172L261 171V170H263L264 169V167L262 168V169H258L257 167H254V166H252L251 168H250V166L247 164V162H245L246 160H244V159H242L241 157H243L244 156V151L247 149V147L250 145V144H252L253 142H254V137L252 136V138H248L247 139V141L246 142H248L247 144H246V142L244 143V145L246 144L247 146H246V148L245 149H242V151L240 150V153H239V151H237V150H235L236 152H238V154L234 151V150H231L230 151V154L228 153L229 152V150L227 151L226 150V148H225V146L226 145H222V146H220L221 145V143H223V141L225 140V137L231 132V131H233V130H235V129H237V128H239V126L241 125V126H246L247 127V125L248 124H250V120H253V119H255L256 117H254V118H252V116H255L256 114L257 115H259L258 117H260V115H261V112L262 111H264V109H259V110H257V109H253L254 111L253 112H251V116L249 115V116H247V117H245V120H244V118L243 119H240V120H230V122H228V120H229V118L228 117H221L222 116V113L226 110V111H229V108L227 109L226 107H228V106H230L231 104H233L234 103V101H235V98L238 96V94H236L239 90H240V87L242 86V84L241 83H244V84H246V82L249 84V86H250V84H251V86L250 87H254L253 88V92H254V94H257V91H259L258 92V95L261 97V95L264 97V82H262L263 80H260V78H258V76L261 74V72L260 73H258V74H256V77H251L250 79L251 80H249V81H242V77H244V75H246L249 71H251V69H253V68H255V66H256V64L258 65V64H260L262 61L264 62V58L262 59H259L258 61H256V63H254L253 61L258 57V55H260V53H261V51H263V48H264V0H260L259 2H258V0H239V1H237V0H233L234 1V3H233V7L232 6H230L231 5V1L229 2L230 3V5H229V3L228 4H222L221 3ZM236 1H237V3H236ZM71 3V4H68V3ZM58 3V4H57ZM134 4H136V3H134ZM217 4L219 5V7L217 6ZM237 4V5H236ZM55 5H56V7H58V8H56L55 7ZM223 5H225L224 7L225 8H223ZM227 5H229L230 6V10H228V7L229 6H227ZM61 6H64V7H61ZM71 6V7H70ZM216 6H217V8H216ZM68 7V8H67ZM135 7V6H134ZM222 7V8H221ZM255 7H256V9H255ZM261 7V8H260ZM29 8H31V7H29ZM55 8H56V11H55ZM234 9V11H235V13H234V11L232 12L231 11V9ZM36 9V10H37ZM44 9H46V10H44ZM48 9H49V11H48ZM63 9H65V10H63ZM221 9V10H220ZM232 9V10H233ZM35 9H34V11H32V13H37V11H36ZM59 11V12H58ZM232 12V14H231V12ZM41 12V13H40ZM43 13H45V14H43ZM248 13V14H247ZM142 14L141 13H136V14H134L133 15V17H134V19L136 20V23L138 24L139 22H143V18H142V16H141ZM209 15V16H208ZM210 15H211V17H212V15H213V17H215L214 19H212L211 18V20L213 21V22H211V20H210V22L211 23H213V24H211L210 22H209V19H210ZM233 15V16H232ZM231 18H230V17ZM139 17H140V19H139ZM237 17V18H236ZM132 18V17H131ZM142 18V19H141ZM138 19V20H137ZM220 21H219V20ZM233 20V21H231V20ZM127 20H129V19H127ZM126 20V21H127ZM134 20V21H135ZM218 20V23L216 22ZM227 20V21H226ZM229 20V21H228ZM139 21V22H138ZM184 21H186V19L185 20H183V21H181V24H183V22ZM215 21V22H214ZM225 21V22H224ZM214 23H215V25H214ZM180 24V25H181ZM208 26H207V25ZM209 24H211V26H209ZM230 25L231 27H229V29L228 30H226L224 33H223V35H224V37L225 38H229V37H231V38H229L228 40H225L226 41V43H223V47H221V48H219L218 47V45L217 46H215V48L217 47V48H219V49H213L214 48V46H213V48H208V47H211V44L212 43H214V41L212 42V40L211 41H207L208 42V44H207V42H204L203 43V47H205L203 50H204V52H206L205 54H203L204 52H202L201 53V55L199 56L197 53H196V55H198V56H196L195 55V52L193 51V52H187L186 53V49L188 50L189 48H190V44L193 42V40L195 41V40H197V39H200V38H202V37H205V36H207L208 34H209V32H210V30H211V32H212V28L214 29L213 30V32L215 31V30H217V29H219V28H221V26L223 27L224 25ZM180 25H179V27H180ZM203 25V26H202ZM196 26V27H195ZM199 26H200V28H199ZM202 26V27H201ZM204 26H207V28H205ZM255 26V27H254ZM210 27V28H209ZM212 27V28H211ZM217 27V28H216ZM178 28V27H177ZM176 28V29H177ZM216 28V29H215ZM175 30V28H173V27H171L168 31H171V30ZM198 30V31H194V30ZM232 31H231V30ZM234 29V30H233ZM7 30V27L6 26H0V32L2 33V35H4L3 33H5V31ZM181 30H177L176 31V33H172V34H177V33H179ZM229 31V32H228ZM144 32L145 33H149V34H144ZM194 32V33H193ZM210 32V33H211ZM227 32V35L225 34ZM143 35H142V34ZM208 33V34H207ZM85 34V33H84ZM83 33L82 34H74L75 35V37L72 35L71 37H70V40H73V39H75V40H77L78 38H82V40H86V39H88V37L90 36V35H87L88 37H84L85 35H84ZM196 36H198L197 38L195 37V35ZM201 34V35H200ZM244 34V36H242ZM248 34H249V36L250 35H252L251 37H252V39H250L251 37H249L248 36ZM253 34H255V35H253ZM1 34H0V36H2ZM46 35V34H45ZM77 35V36H76ZM79 35V36H78ZM80 35H81V37H80ZM147 35V36H146ZM183 35V36H182ZM229 35V36H228ZM163 36V37H162ZM168 36V37H167ZM193 38H192V37ZM201 36V37H200ZM247 36V37H246ZM72 37H74V38H72ZM164 37H166V38H164ZM194 37H195V39H194ZM200 37V38H199ZM241 37L243 38V39H245L244 41L241 39ZM176 38V39H175ZM186 40H185V39ZM249 39V40H247V39ZM159 39H158V41H159ZM161 39H160V41H161ZM178 39V40H177ZM182 39V40H181ZM240 39H241V41H240ZM168 40H170V41H168ZM173 40V41H172ZM180 40H181V43H180ZM233 41V42H230V41ZM148 42V44H145V43H147ZM150 41V42H149ZM166 41V42H165ZM183 41V42H182ZM224 41V42H225ZM227 41H229V42H227ZM240 41V42H239ZM246 41V42H245ZM259 41V42H258ZM191 42V43H190ZM210 42V43H209ZM243 42V43H242ZM246 44H245V43ZM248 42V43H247ZM261 42V43H260ZM144 43V44H143ZM151 43L153 44L152 46H151ZM160 43V42H159ZM162 43V42H161ZM177 43V44H176ZM231 46H229L228 44ZM234 43H236V44H234ZM241 43V44H240ZM142 44V45H141ZM184 44V45H183ZM187 44H188V46L189 47H187ZM205 44V45H204ZM210 44V45H209ZM225 44H227L228 46H226ZM233 44V45H232ZM43 45V44H42ZM40 45L41 47H39V49L38 50H35V53H42L41 51L43 50L44 51V49H45V46L46 45ZM143 46V47H137V46ZM146 45V46H145ZM195 45V44H194ZM221 45H222V42H221ZM57 47V46H60V45H58V44H56V45H54V47ZM145 46V47H144ZM220 46V45H219ZM224 46H226L227 47V49H226V47H225V49H224V51L222 52L221 51V49L222 48H224ZM245 46H248V48H250L248 51H246L245 53L243 52V51H245V49H243ZM164 49H163V48ZM208 48V49H207ZM262 48V49H261ZM125 49H126V51H125ZM171 49V50H170ZM207 49V50H206ZM261 49V50H260ZM162 50L164 51L163 52V55L164 56H166V57H163L162 55H160V53H162ZM219 50L221 51V52H219ZM223 50V49H222ZM236 50V51H235ZM241 50V51H240ZM260 50V51H259ZM37 51H40V52H37ZM68 51V49H66L65 48V50L63 49V50H61V52H63V55H64V53H66ZM123 53H122V52ZM233 51H235V52H233ZM254 51H255V54H254ZM167 54H166V53ZM210 52V53H209ZM230 52V53H229ZM243 52V53H242ZM260 52V53H259ZM142 53V54H141ZM165 53V54H164ZM218 54V55H223V56H221V57H223L222 59H219V61H212V60H210L211 59V57H213L214 56V54ZM222 53V54H221ZM224 53V54H223ZM225 53H227L226 55H225ZM119 54V55H118ZM121 54V55H120ZM122 54H123V56H122ZM145 54V55H144ZM200 54V53H199ZM208 54H211V55H208ZM242 54V55H241ZM253 54V55H252ZM139 55V54H138ZM208 55V56H207ZM248 55V56H247ZM120 58H119V57ZM163 57V58H165L164 60L167 62V64H166V62L163 60V58H162V61H161V57ZM234 56V57H233ZM45 57V56H44ZM116 57V58H115ZM142 57H143V59H144V61H143V59H142ZM113 59V60H111V59ZM147 58V59H146ZM167 59V60H166ZM44 60L45 61H47V62H44ZM51 60H54V61H51ZM114 60H115V62H116V64H115V62H114ZM119 60V61H118ZM145 60H147V61H150V62H152V63H154L153 65L151 64H148V62L147 61H145ZM33 61V62H32ZM49 61H51V62H49ZM113 61V62H112ZM118 61V62H117ZM123 61V62H122ZM136 61L138 62L137 64H136ZM142 61H143V63H142ZM172 61V62H171ZM178 63H176V62ZM260 61V62H259ZM49 62V63H48ZM110 62V63H109ZM147 62V63H146ZM164 62V64H166V65H164V64H162ZM174 62H175V64H176V66H175V64H174ZM250 62V63H249ZM253 62V64L254 65H252L251 63ZM258 62V63H257ZM40 63L42 64V66H40ZM51 63V64H50ZM52 63H53V65H52ZM118 63V64H117ZM124 63V64H123ZM139 63H141V64H139ZM146 65H145V64ZM248 63V64H247ZM11 64H13V63H11ZM37 64V65H36ZM43 64H44V66H43ZM64 64V66H62V65ZM111 64V65H110ZM125 64H127L126 66L127 67H125V66H123V65H125ZM130 64V65H129ZM159 64V65H158ZM170 64V65H169ZM250 64V65H249ZM262 64V63H261ZM26 65V66H25ZM40 69H38L36 66ZM39 65V66H38ZM51 65V66H50ZM56 65H58V69L59 70H61V71H58L57 72V74H53L52 75V77H51V75H50V77H51V79H50V77H48L49 75H46V70L48 69V67L50 66V67H55ZM60 65V66H59ZM120 65H122L121 67H118L117 68V66H120ZM147 65H148V67H147ZM155 65V66H154ZM168 65V66H167ZM172 65V66H171ZM234 67H233V66ZM32 66H34V68H35V70L34 69H32ZM47 67L46 68V70L44 71V69L45 68H43V67ZM144 66H145V68H144ZM158 66V67H157ZM160 66H163L162 68L164 69H161V67ZM239 66V67H238ZM244 66V67H243ZM246 66H248L247 68H246ZM26 67H28V68H30V69H28V68H26ZM57 67V66H56ZM60 67H62V68H60ZM75 67V68H74ZM123 67H125V68H128V70L127 71H125V68H123ZM147 67V68H146ZM156 67V69H154V68ZM160 67V68H159ZM169 69H168V68ZM177 69H176V68ZM235 67H237L239 70L237 71V69L235 68ZM251 67V68H250ZM253 67V68H252ZM37 68V69H36ZM43 68V69H42ZM145 70H148V72H146V70L144 71L143 69ZM153 68V70H150V69H152ZM166 68H167V70H166ZM173 68H175L174 70H173ZM213 68V69H212ZM54 69H56V68H54ZM62 69H63V71H62ZM124 69V71H122ZM241 69H242V72H241ZM28 72H27V71ZM36 72V74H35V72ZM37 70H39L38 72H37ZM90 70V71H89ZM156 70V71H155ZM169 70V72L172 74V77H170V78H167L168 77V75H166V77H165V75L163 76V74L164 73H166L167 71ZM171 70V71H170ZM178 72H177V71ZM247 70V71H246ZM26 71V72H25ZM31 73H30V72ZM66 71V72H65ZM67 71H68V73H67ZM69 71H70V73H69ZM87 71V72H86ZM89 71V72H88ZM121 71V72H120ZM152 73H151V72ZM33 72H34V75H33ZM42 72V73H41ZM43 72H45V75H44V73ZM93 72V73H92ZM115 72H116V74L118 75V77H117V75H114L115 74ZM126 72V73H125ZM141 72V73H140ZM150 72V73H149ZM163 72V74H161ZM247 72V73H246ZM39 73H40V76H39ZM72 73H74V74H72ZM78 73V74H77ZM83 75H82V74ZM92 73V74H91ZM113 73V76L111 75ZM122 73V74H121ZM151 74V77H150V75L149 74ZM175 73V74H174ZM246 73V74H245ZM38 74V75H37ZM59 74V75H58ZM80 74V75H79ZM147 74H148V76H147ZM154 76H153V75ZM178 74H179V76H178ZM209 74V75H208ZM20 75V74H19ZM54 75H55V77H54ZM58 75V76H57ZM62 76V78L61 77H59V76ZM81 75H82V78H80L79 79V77H81ZM90 77H89V76ZM119 75H120V77L122 78V79H119L120 77H119ZM133 75H134V77H133ZM232 75V76H231ZM44 76V77H43ZM46 76V77H45ZM57 76V77H56ZM137 76V78L136 79H134L135 77ZM145 76H146V78H145ZM254 76V75H253ZM40 77V78H39ZM42 77V78H41ZM53 77H54V80H53ZM93 77H95V78H93ZM118 79L117 81H116V78ZM129 77V78H128ZM130 77H131V79H130ZM152 77H153V79L155 78L156 79V81H157V83H154V81H153V79H152ZM163 77H165V78H163ZM175 77V78H174ZM179 77V79H177ZM239 77H241V80H240V78ZM17 78V79H18ZM26 78V79H25ZM44 78V79H43ZM50 80H49V79ZM65 79V80H70V81H68V83H67V81L65 82H60V80L61 79ZM68 78H70V79H68ZM115 78V79H114ZM133 78V79H132ZM152 79V81H153V83L151 82L150 83V80ZM226 78H227V81L225 82L224 80H226ZM238 78V79H237ZM29 79V80H28ZM85 79H87V80H85ZM142 79V80H141ZM146 79H148L147 81H146ZM163 79H165V80H163ZM171 79V80H170ZM176 79V80H175ZM210 79L211 80H213V85L210 83ZM222 79H224V80H222ZM236 79L238 80V82H239V80L240 81H242L240 84H238V82L236 81ZM26 80V81H25ZM28 80V81H27ZM31 80L32 81H36V82H31ZM81 80V81H80ZM115 80V81H114ZM126 80V81H125ZM135 80V81H134ZM141 80V82H139ZM145 80V82L143 83V81ZM168 80V81H167ZM180 80V81H179ZM252 80H254L253 82H252ZM18 81H20V83H23V84H17L18 83ZM23 81H25V84H24V82ZM40 83H39V82ZM43 81V82H42ZM99 81V82H98ZM119 81V82H118ZM165 81V82H164ZM170 81H173L172 83L170 82ZM176 81V82H175ZM237 82V84H236V82ZM27 82H28V84H27ZM31 82V83H30ZM42 82V83H41ZM45 82V83H44ZM52 82L53 83H56V84H52ZM116 82V83H115ZM129 84H128V83ZM166 82L169 84V83H171L170 85H168V84H166ZM178 82H179V84H178ZM181 82L183 83L182 84V86H184L185 85V89L181 86ZM235 82V83H234ZM252 82V83H251ZM259 82H261V83H259ZM16 83V84H15ZM37 83V85L36 86H34L35 84ZM48 85H47V84ZM92 83H94V84H92ZM124 83V84H123ZM134 83H136V84H138V87H137V90H135L134 92L133 91H130V90H127V91H129V93H131L130 95L128 94V92L126 91V90H124L123 89V87H125V86H129V85H131V84H134ZM141 83V84H140ZM142 83H143V85H142ZM151 85H150V84ZM175 83L176 84H178L179 86H181V87H179L178 85H176L175 86ZM208 83H210L211 84V86H210V84H208ZM227 83V84H226ZM30 84V85H29ZM33 85V87H31L32 85ZM50 84H51V86H50ZM60 84V85H59ZM62 84H63V86H62ZM128 84V85H127ZM153 84V85H152ZM174 84V85H173ZM232 84H236L235 85V87H234V85H232ZM243 84V85H244ZM256 84V86H254ZM4 85H6V87L4 86ZM27 85H29V86H27ZM44 85V86H43ZM46 85V86H45ZM59 85V86H58ZM168 85V86H167ZM230 85L232 86V87H230ZM9 88H8V87ZM14 86V87H13ZM20 86V87H19ZM22 86V87H21ZM25 86V87H24ZM45 87L44 89H42V88H39V87ZM61 86V87H60ZM84 86V85H83ZM123 86V87H122ZM150 86V87H149ZM152 86V87H151ZM172 86H174L175 88L178 86V90L179 91H176V94L177 95H181L180 97L182 98V100H183V102H181L180 103V101H182L181 99L179 100V102H177V100H176V98H175V94H174V90L172 89ZM213 86V87H212ZM223 86V87H222ZM237 86H240L239 88L237 87ZM16 87H18V88H16ZM28 87V88H27ZM48 87V88H47ZM65 87V88H64ZM102 87V88H101ZM122 87V90L121 91H123V92H121L119 95H117V93H119L120 92V88ZM141 87V88H140ZM199 87V88H198ZM211 87V88H210ZM7 88V89H6ZM24 88H25V90H24ZM27 88V89H26ZM29 88H31V90L29 89ZM56 88V89H55ZM60 88V89H59ZM143 88V89H142ZM153 88V89H152ZM169 88L171 89L170 91L172 92H170L169 91ZM180 88H181V90L182 89H184L185 90V92H183L184 90H182V91H180ZM224 88V89H223ZM226 88H228L227 90H226V92H224V93H226V95H224V93H220L221 91H223V90H225ZM229 88H230V92H228V90H229ZM235 88V89H234ZM263 88V89H262ZM14 89H16V90H14ZM36 89H38V90H36ZM41 89V90H40ZM47 89V90H46ZM233 89V91L231 92V90ZM238 89V90H237ZM257 91H256V90ZM262 89V90H261ZM21 90H22V92L23 93H25L26 91V93H25V96H22L23 98L21 99L20 98V96L19 95H15V93L16 92H21ZM24 90V91H23ZM34 90L37 92V94L34 92ZM40 90V91H39ZM42 90H43V93H42ZM59 92H58V91ZM144 90V91H143ZM173 90V91H172ZM236 90V91H235ZM261 90V91H260ZM13 91V92H12ZM56 91V92H55ZM119 91V92H118ZM200 91V92H199ZM204 91V92H203ZM263 91V92H262ZM28 92H29V94H28ZM32 92H34V93H32ZM41 92V93H40ZM127 92V93H126ZM179 92V93H178ZM183 92V93H182ZM0 93V94H1ZM53 93V94H52ZM125 93H126V95H125ZM147 93V94H146ZM232 93V94H231ZM263 93V94H262ZM34 94V95H33ZM51 94V95H50ZM94 94H95V96H94ZM116 94V95H115ZM137 94V95H136ZM174 96L173 98H172V95ZM183 94V95H182ZM2 95V94H1ZM26 95H27V97H26ZM47 95H50V96H47ZM114 95H115V97H114ZM184 95H186L185 97H184ZM223 95V96H222ZM229 95V96H228ZM231 95L234 97V95H235V97L233 98V97H231ZM29 96V97H28ZM44 96H47V97H44ZM110 96V97H109ZM113 96V97H112ZM122 96V97H121ZM125 96V97H124ZM147 96V97H146ZM183 96V97H182ZM225 96V98H227V97H229V102H228V99L226 100L225 98V100L223 99V97ZM25 97V98H24ZM88 97H89V99H88ZM92 97H94V99L92 98ZM109 97V98H108ZM112 97V98H111ZM42 98H44L42 101H41V99ZM90 98H91V100H90ZM135 98H136V100H135ZM262 98V97H261ZM24 99V100H23ZM88 99V100H87ZM120 99H124L122 102L120 101ZM175 101H174V100ZM187 101H189V102H187ZM223 99V100H222ZM257 99L259 100V97H257ZM18 100H20L19 102L21 103H19L18 102ZM98 100H99V102H98ZM226 101L227 102V104H226V102H222V101ZM233 100V101H232ZM262 100H264V98L262 99ZM24 101V102H23ZM41 101V102H40ZM133 101V102H132ZM191 101V102H190ZM35 102H36V104H35ZM38 102V103H37ZM96 102H98V103H96ZM120 102V103H119ZM126 102V103H125ZM128 102V103H127ZM255 102H256V99H255ZM263 101H261V103H262ZM13 103V104H12ZM15 103V104H14ZM32 103V104H31ZM43 103V104H42ZM89 103V104H88ZM177 103V104H176ZM180 103V106L178 105ZM190 103H191V106H190ZM194 103V104H193ZM223 103V104H222ZM257 103H258V101H257ZM264 103V102H263ZM11 105V106H8V105ZM19 104V105H18ZM31 106H30V105ZM165 104V105H164ZM219 104V105H218ZM226 106H225V105ZM14 105V106H13ZM18 105V106H17ZM22 105V106H21ZM88 105V106H87ZM155 105V106H154ZM177 105L179 106V107H177ZM217 105V106H216ZM220 105L221 106H223V108H225V109H223L222 108V110H221V108L220 109H218L217 107H220ZM8 107V108H6V107ZM13 106V107H12ZM17 106V107H16ZM19 106H21V107H19ZM26 106V107H25ZM29 106V107H28ZM40 106V107H41ZM42 106V107H43ZM81 106V107H82ZM97 106H95V107H97ZM164 106V107H163ZM5 107V108H4ZM28 107V108H27ZM76 107H78V106H76L75 105V108ZM124 107V108H123ZM176 107H177V109H176ZM23 108H27V110H25V109H23ZM59 109H60V107H58ZM57 107H55L54 108V110L56 109L57 111L59 110ZM79 108H80V106H79ZM78 108V110H77V112L75 111V109H73L72 110V112L73 113H75L74 114V116H72L71 118H70V120L69 121H71L72 119H74L75 117H77V116H83L85 113V111H86V109L85 108H81V109H79ZM230 108H233V107H230ZM5 109H7V110H5ZM18 110V112H17V110ZM121 109V110H120ZM214 109H215V111H214ZM16 110V111H15ZM21 110V111H20ZM52 110V111H51ZM54 111V113L55 112H57V111ZM81 110V111H80ZM196 110V111H195ZM20 111V112H19ZM94 111H96V109L94 110ZM93 111V112H94ZM149 111V112H148ZM176 111H177V113L178 114H176ZM194 113H193V112ZM199 111L200 112H202V114H204V115H206V117H204V115L203 116H201V117H203L202 119H201V117H200V115H202V114H199ZM211 111V112H210ZM241 111V109H238V113ZM6 112H8V114L6 113ZM49 112L50 113H53V108L52 109H50L49 110ZM70 112V111H69ZM87 112L88 111H86V114H85V116L87 115ZM221 112V113H220ZM258 112H260L259 114H258ZM2 113L4 114V116L2 115ZM17 113H19L18 115H17ZM45 113H48V110H46L45 111ZM53 113V114H54ZM58 113V112H57ZM71 113V112H70ZM69 113V114H70ZM78 113V114H77ZM82 113H83V115H82ZM130 113V114H129ZM189 113V114H190ZM208 113V114H207ZM220 113V114H219ZM226 113V112H225ZM234 113H236V111L235 112H233L232 114H234ZM49 114V113H48ZM156 114L158 115V116H156ZM190 114V115H191ZM194 114H196L197 116H198V114H199V116L198 117H200V119L198 118V117H196V115L194 116ZM211 114V115H210ZM215 114V115H214ZM218 114V115H217ZM231 114V115H232ZM8 115V117H6ZM13 115H14V117H13ZM20 115L22 116V117H20ZM154 118H152L151 116ZM175 115V116H174ZM230 115V114H229ZM55 116H56V118H57V120L55 119ZM179 118H178V117ZM208 116V117H207ZM235 116V115H234ZM263 115H261V117H262ZM16 117H19V118H17L16 119ZM121 117V118H120ZM149 118H151V119H149ZM199 119L198 121L196 120H194V119ZM211 118H213V119H211ZM220 118V119H219ZM222 118V119H221ZM252 118V119H251ZM52 119H54V120H52ZM59 119V120H58ZM215 119H216V121H215ZM217 119H219V120H217ZM228 119V120H227ZM246 119H247V122L245 123V121H246ZM131 120V121H130ZM151 120H153V121H151ZM212 120V121H211ZM227 120V121H226ZM55 121V122H54ZM58 121V122H57ZM69 121H66V123H70ZM73 121V120H72ZM150 121V122H149ZM180 121V122H179ZM215 121V122H214ZM241 121V122H240ZM33 122V123H32ZM51 122V123H50ZM53 122H54V125H53ZM74 122V121H73ZM114 122V123H113ZM132 122V123H131ZM176 123V124H174V123ZM199 122V123H198ZM216 122H218V123H216ZM264 122V121H263ZM263 122H261V123H259L258 124V126L260 127H262L263 129H264V124L262 125V123ZM61 123V124H60ZM75 123V122H74ZM152 123V124H151ZM178 123H181V125L180 124H178ZM243 123V124H242ZM33 124H35V125H33ZM40 124V125H39ZM55 124H57L56 125V127H54V129L56 130V128L58 129V130H56V131H51L50 130V128H52L53 126H55ZM151 124V125H150ZM194 124H195V126H194ZM228 124H230L231 126H229ZM33 125V126H32ZM36 125H39L38 126V128L36 127V129H35V127L34 126H36ZM43 125V126H42ZM51 125V126H50ZM59 125H60V127H59ZM128 125V126H127ZM223 125H228V126H226V127H224ZM40 126H42L41 128H39ZM46 126H47V128H48V130H47V128H46ZM96 126V127H95ZM240 126V127H241ZM27 127V128H26ZM50 127V128H49ZM98 127V128H97ZM141 127V128H140ZM212 127V128H211ZM227 127L231 130V131H229V129H227ZM230 127H232V129L230 128ZM234 127V128H233ZM236 127V128H235ZM248 127H253V126H250V125H248ZM261 127H260V129L258 130V133H259V135L258 134H256L255 135V139L257 140L258 138H260L261 137V135L262 136H264L263 134V132H264V130L262 129V132H261ZM32 128H33V130H32ZM145 128V129H144ZM40 129V130H39ZM140 129H141V131H140ZM228 131H226V130ZM251 129V128H250ZM36 130V131H35ZM51 131V133H49L45 138H40L39 136L41 135H43L45 132L44 131ZM22 133H20V132ZM37 131H39V132H37ZM90 131V132H89ZM223 131H224V133H223ZM251 131H254V133H257V131L255 132V129H253L252 128V130ZM15 132H19V134H17V133H15ZM33 132V133H32ZM36 132V133H35ZM52 132H53V134L55 133V136H56V138H55V136L52 134ZM138 132V134H136ZM182 131H180L179 130V133L177 134V138H176V141L174 142V140H175V138L172 140L174 143H173V146H175V145H178V149L177 150H167V151H161L160 153H159V155H157V157H159L160 159H159V161L157 162V163H155V168L152 170V172L150 173V174H147V175H145L144 174V172H141L142 174H140V172H139V168H141V167H143L144 165H146V164H148L151 160H153V158H157L156 157V154H155V152H152V153H154V155L152 154V153H150L149 155H147L146 157H142V155H140V157L139 156H137L136 158H132V160H134L132 163H129L130 165H125L124 166V164L122 165V167L124 166L125 168L124 169H122L121 171L122 172H124L125 174H124V178H123V180H122V178H121V180L119 181V183H118V185H116L115 186V184H113V186H111V184L107 181V180H105L104 181V184L102 183V185L100 186V188H99V190L98 191H96L95 193H94V196L95 195H97V193H98V195H100L101 197H105V196H107V195H109V194H111L113 191L115 192L116 191V189L117 188H121L120 186H122V187H127L126 185H132V183L133 184H135V185H132V186H130V187H134V188H137V186H138V188H137V192L138 193H141L142 195H146V194H148L149 193V189H150V187H152V185L154 184V182L155 181H157V180H159V181H161L165 176H162V174H164L163 173V166H164V164H166L167 162H171V161H174L175 159H177L179 156H177L178 154H182V155H184L188 160L190 159V158H188V157H191L192 156V154H191V149H190V145H191V142H190V144H189V142H186V141H188V140H186V134L184 135L183 133L184 132H182ZM220 132H221V134H220ZM31 133H32V135H31ZM34 133H35V135H34ZM122 133V134H121ZM223 133V134H222ZM14 134H16V135H14ZM25 134V135H24ZM37 134V135H36ZM60 134H61V136H60ZM69 134V135H68ZM74 134H76V135H74ZM91 135V136H88V135ZM218 134H219V136H218ZM226 134V135H225ZM19 135V136H18ZM27 135V136H26ZM28 135H30L31 137H29ZM52 135L53 136V138H52V136H51V138H50V136ZM86 135H87V137H89V138H87L86 137ZM222 135V136H221ZM14 136H16L15 138H14ZM26 136V137H25ZM33 136H34V138H33ZM36 136L37 137H39V138H36ZM58 136V137H57ZM205 136V137H204ZM219 138H218V137ZM222 138H221V137ZM224 136V137H223ZM20 137V138H19ZM25 137V138H24ZM49 137V138H48ZM59 137H61V138H59ZM65 137V138H64ZM22 138H24V139H22ZM33 138V139H32ZM36 138V139H35ZM49 140V139H51L50 141L53 143H51L50 141H49V144L50 145H48V147L47 146H45L44 148H47V149H50V151L51 152H49V154H48V152H47V154L46 155H41V156H39L38 158H36L35 157V159H34V157H32V156H35V153H34V155H33V152H31L30 153V158H26L27 156L29 157V154H27L29 151L28 150H31V148L30 147H25V144H27L29 141H30V139L31 140H36V142H34L36 145H38L39 144V140H40V142H46V141H48L47 139ZM62 138H64V139H62ZM69 138V139H68ZM185 138V139H184ZM210 138V139H209ZM38 139V140H37ZM52 139H53V141H52ZM212 139V140H211ZM253 139V140H252ZM21 140H22V142H24L25 141V143H22L21 142ZM29 140V141H28ZM60 140V141H59ZM63 142H62V141ZM85 140V141H84ZM127 140V141H126ZM209 140V141H208ZM54 141L56 142V143H58V144H56V143H54ZM59 141V142H58ZM172 141L170 142V143H168V144H171L172 143ZM263 141H264V137H263ZM79 142V143H78ZM74 143L75 144H78V145H74ZM86 143V144H85ZM176 143V144H175ZM21 144H23V145H21ZM56 144V145H55ZM72 145V148H73V146H77L76 148H73V150H74V152L73 151H71L72 150V148H70L69 149V147L67 148V146H69V145ZM80 144V145H79ZM82 144V145H81ZM168 144H167V146H168ZM187 144V145H186ZM205 146H204V145ZM55 146L54 147V149L52 148V146ZM59 145V146H58ZM61 145V146H60ZM84 145V146H83ZM58 146V147H57ZM65 146V147H64ZM83 146V147H82ZM85 146H87L86 148H85ZM167 146H165V147H167ZM172 145L170 146L169 145V147H173ZM264 146V145H263ZM61 147V148H60ZM64 147V148H63ZM189 147V148H188ZM208 147V148H207ZM12 148V149H11ZM14 148H16V149H14ZM66 148L69 150V151H67L66 152ZM78 148V149H77ZM94 148V149H93ZM201 148V147H200ZM33 149V148H32ZM75 149H77V150H75ZM96 149V150H95ZM222 149V150H221ZM64 150H65V155H64ZM85 150V151H84ZM221 150V151H220ZM11 151V152H10ZM15 151V152H14ZM60 151H61V154H60ZM71 151V152H70ZM93 151V152H92ZM190 151V152H189ZM62 152H63V154H62ZM73 152V153H72ZM92 152V153H91ZM209 152H211V153H209ZM225 152H227V153H225ZM234 152V153H233ZM69 153H71L70 155H69ZM90 153V154H89ZM190 153V154H189ZM261 154H264V147L262 148V150H261V152H260ZM62 155V156H60V155ZM92 154H94V155H92ZM99 154V155H98ZM209 154H211V155H209ZM227 154V155H226ZM230 156H229V155ZM232 154V155H231ZM9 155V156H8ZM13 155V156H12ZM32 155V156H31ZM64 155V156H63ZM67 155V156H66ZM69 155V156H68ZM73 155V156H72ZM93 157H91V156ZM163 155V156H162ZM223 155H225V156H229V157H225V156H223ZM60 156V157H59ZM71 156V157H70ZM155 156V157H154ZM163 158H162V157ZM165 156V157H164ZM221 156H223V158L221 157ZM92 158V160H91V158ZM141 157H142V159H141ZM150 157V158H149ZM152 157V158H151ZM220 157V158H219ZM240 157V158H239ZM32 158V159H31ZM46 158H47V160H46ZM63 158V159H62ZM72 158V159H71ZM78 160H77V159ZM88 158H90L89 160H88ZM140 158V159H139ZM145 158H147V159H145ZM222 158V159H221ZM42 159H44V160H42ZM67 159V160H66ZM86 159H87V162L86 163H84L85 161H86ZM139 160V161H137V160ZM149 159V160H148ZM241 159V160H240ZM41 160V161H40ZM45 160H46V162H45ZM91 160V161H90ZM142 160V161H141ZM146 160V162H144V161ZM42 161H44V162H42ZM54 161H55V163H54ZM137 161V163H135ZM141 161V162H140ZM191 161V162H190ZM190 161H188V163L189 164H193V162H194V159H193V156H192V159H190ZM193 161V162H192ZM236 161V162H235ZM36 162V161H35ZM42 162V163H41ZM53 164H52V163ZM65 164H64V163ZM77 162V163H76ZM99 162V163H98ZM148 162V163H147ZM240 162V163H239ZM56 163H58L57 165H56ZM60 163V164H59ZM140 163H142V164H140ZM160 163V164H159ZM43 164H44V166H43ZM49 164V165H48ZM51 164V165H50ZM86 164V165H85ZM136 164V165H135ZM139 164V165H138ZM235 164H236V166H235ZM47 167H46V166ZM55 165V166H54ZM135 165V166H134ZM242 165H244V166H242ZM52 166H54V167H52ZM46 167V168H45ZM52 167V168H51ZM128 167V168H127ZM130 167V168H129ZM134 169H133V168ZM218 167V168H217ZM229 167V168H228ZM212 168V167H211ZM239 168V169H238ZM243 169V171H242V169ZM45 169V170H44ZM127 169H129V171L127 170ZM138 169V170H137ZM236 169H238L237 171H236ZM247 169H249V170H247ZM252 171H251V170ZM47 170L49 171L48 172V174H46V176H45V173H47ZM83 170V171H82ZM133 170V171H132ZM213 170V171H212ZM125 171H127L128 172V174H126L127 172H125ZM132 171V172H131ZM158 171V172H157ZM224 171V172H223ZM234 171V172H233ZM240 171V172H239ZM248 171V172H247ZM259 171V172H258ZM239 172V173H238ZM83 173V174H82ZM217 173H218V175H217ZM228 173H229V176H228ZM75 174V173H74ZM131 174V175H130ZM137 174V175H136ZM154 174V175H153ZM157 174V175H156ZM197 174V173H196ZM226 176H225V175ZM231 174V175H230ZM60 175V174H59ZM54 175V177H53V175L50 177V185H52L53 184V182L56 180V177H58V178H61V179H63V177H65V179H68V178H70V177H67L68 176V174H64V175ZM95 177H94V182H93V184L94 183H96V182H98V181H100V179H101V177L103 176V175H101V171L100 170H97L96 172H95ZM126 175V176H125ZM132 175H135V176H133V178H132ZM139 175V176H138ZM142 175V176H141ZM193 175H195V173L193 174ZM81 176V177H80ZM131 176V177H130ZM146 176V177H145ZM151 176V177H150ZM162 176V177H161ZM209 176V177H208ZM217 176V177H216ZM232 176V177H231ZM100 177V178H99ZM137 177H139V178H137ZM154 177V178H153ZM158 177V178H157ZM231 179H230V178ZM72 178V177H71ZM99 178V179H98ZM131 178V180L129 181V179ZM140 178H142V179H140ZM151 178V179H150ZM153 178V179H152ZM169 180L172 178L171 176H169V177H167ZM166 178V179H167ZM201 178V177H200ZM216 178V179H215ZM128 179V180H127ZM135 179V180H134ZM161 179V180H160ZM214 179V180H213ZM220 179H222V180H220ZM141 180V181H140ZM147 180H149V181H147ZM31 181V182H30ZM133 181V182H132ZM138 181H140V182H138ZM147 181V182H146ZM217 181V182H216ZM220 181V182H219ZM227 181H229L228 183H225V182H227ZM32 182V183H33ZM106 182V183H105ZM131 182V183H130ZM151 184H150V183ZM171 182V181H170ZM216 182V183H215ZM13 183V181L11 182V184ZM47 183V184H46ZM52 183V184H51ZM122 183V184H121ZM146 183V184H145ZM153 183V184H152ZM213 183V184H212ZM218 183V184H217ZM225 183V184H224ZM45 184V185H44ZM92 184V185H93ZM109 184V185H108ZM150 184V185H149ZM221 184H224V185H221ZM27 185V186H26ZM33 185V184H32ZM104 185V186H103ZM120 185V186H119ZM128 185V186H129ZM147 185V186H146ZM217 185V186H216ZM110 188H109V187ZM213 186H215V188L213 187ZM35 187V188H34ZM106 187V188H105ZM108 187V188H107ZM145 187H147V188H145ZM211 187V188H210ZM37 188H39V189H37ZM48 188V189H47ZM142 188V189H141ZM149 188V189H148ZM35 189H37V190H35ZM103 189H105V190H103ZM107 189H108V191H107ZM111 189V190H110ZM113 189V190H112ZM143 189H144V191H143ZM214 189V190H213ZM32 190V191H31ZM34 190V191H33ZM101 190V191H100ZM104 192H103V191ZM208 190V192H205V191H207ZM209 190H211V191H209ZM213 190V191H212ZM102 192V193H101ZM122 192V193H121ZM127 192V190L126 189H124V190H122V191H120V192H117L116 191V194L114 193L112 196H120V195H123V194H125ZM178 192V191H177ZM33 193H39L38 195H33L32 197H31V195L33 194ZM86 195V196H85ZM198 195V196H197ZM201 195V196H200ZM28 196H30L31 198H29ZM117 196V197H118ZM193 196V197H192ZM196 196V197H195ZM26 197V198H25ZM64 197V198H63ZM194 197L196 198L195 200H194ZM198 197V198H197ZM25 198V199H24ZM84 198V199H83ZM28 199H29V202H27L28 201ZM70 199V200H69ZM83 199V200H82ZM237 199V200H236ZM27 200V201H26ZM59 202H58V201ZM183 200V201H182ZM74 202L75 203V205L73 204V203H71V202ZM187 201V202H186ZM190 201H192L191 203H189L188 204V202H190ZM239 201V200H238ZM54 202V203H53ZM61 202V203H60ZM69 204V206H67L68 204ZM70 203H71V205H70ZM76 203L78 204V206L76 205ZM186 203H187V205H186ZM233 203V204H232ZM51 204H64L63 205V210L61 209V211H63V213H64V216H62V217H60V215H62V213H56V214H54L53 215V212H52V210L50 209L51 207H52V205ZM148 204V205H147ZM181 204H184L183 206L181 205ZM227 204V205H226ZM73 205H74V207H73ZM97 205H99V206H97ZM102 205H104V204H102ZM141 205H138V206H141ZM147 205V206H146ZM91 206H93V207H91ZM178 206H180L179 208H178ZM227 206V208H226V210L225 211H223L224 209H225V207ZM236 206H238V205H236ZM31 207H32V209H31ZM74 209H73V208ZM75 207H77L76 209H75ZM90 207V208H89ZM189 207V208H188ZM213 207V208H212ZM229 207V208H228ZM39 208V209H38ZM137 207H132L131 208V210H135ZM205 208H207V209H205L204 211L205 212H209V213H213V211L212 210H214V206H209V207H205ZM255 208V207H254ZM27 209H28V211H27ZM30 209V210H29ZM37 209V210H36ZM45 209V210H44ZM59 209H60V207H59ZM65 209V210H64ZM93 209H96V210H93ZM153 209L155 210V211H153ZM211 209V210H210ZM231 209V210H230ZM42 211L43 210V212L45 213H48L49 212V214H50V218H52V217H54V219L52 218L51 220H53V221H51L52 222V224H51V226H49V228L48 227H43V226H40L42 223L41 222H39V221H37V216L39 215V214H42V213H40V211ZM188 210V211H187ZM189 210H190V212H189ZM33 211H35V212H33ZM54 211V210H53ZM56 211H57V209H56ZM59 211V210H58ZM97 211V212H96ZM154 213H153V212ZM160 211H161V213H160ZM170 211V212H169ZM173 211V212H172ZM186 211V212H185ZM25 212V213H26ZM33 212V213H32ZM37 212H39V213H37ZM50 212H52V213H50ZM55 212V211H54ZM149 212V213H148ZM159 212V213H158ZM167 212L169 213V214H167ZM192 212V213H193ZM230 212V213H229ZM30 213V214H29ZM101 213V214H100ZM145 213V214H144ZM148 213V214H147ZM224 213H225V215H224ZM31 215V217L29 216V215ZM34 214H35V217H34ZM37 214V215H36ZM159 214H161V215H159ZM228 214H230L229 215V217H228ZM260 214V213H259ZM33 215V216H32ZM58 215V216H57ZM66 215V216H65ZM164 215V216H163ZM101 216V217H100ZM159 216V217H158ZM172 216V217H171ZM174 216H175V218H174ZM261 216V215H260ZM30 217V218H29ZM35 219H34V218ZM57 217V218H56ZM59 217V218H58ZM98 217H100V218H98ZM112 217L113 216H109V217H107V219H110V220H112ZM24 218V219H25ZM32 218V219H31ZM57 220H56V219ZM97 218V219H96ZM174 218V219H173ZM178 218V219H177ZM232 218V219H231ZM76 219H77V221H76ZM236 219V220H235ZM30 220V222H28V221ZM95 220V221H94ZM26 221V222H25ZM35 221H36V223H35ZM101 221H105L104 219L103 220H101ZM162 221V222H161ZM235 221V222H234ZM236 221L238 222V223H236ZM260 221V222H259ZM256 224H254V226H253V228H251V230H253L254 228H260L261 229V227H260V225L262 226L263 225V223L261 224V222H262V220H259ZM229 222V223H228ZM244 222V221H243ZM264 222V221H263ZM27 223V224H26ZM32 223V225L30 226L29 224H31ZM55 223V224H54ZM130 223V224H129ZM156 223V224H155ZM163 223V224H162ZM37 224V225H36ZM89 224V223H88ZM236 224V225H235ZM37 227H36V226ZM87 225V226H86ZM155 225V226H154ZM160 227H159V226ZM163 225V226H162ZM239 225V226H240ZM33 226H35V227H33ZM58 226V227H57ZM72 226V227H71ZM117 226L119 227V228H117ZM122 226H123V228H122ZM146 226V227H145ZM243 226V225H242ZM242 226H240V227H242ZM30 227V228H29ZM41 227H42V229H41ZM61 227V228H60ZM69 227H71V228H69ZM74 227H76V228H74ZM121 227V228H120ZM167 227V228H166ZM240 227H237V228H240ZM244 227V226H243ZM0 228H1V226H0ZM28 228V229H27ZM31 228H34V229H32L31 230ZM52 228V229H51ZM54 228V229H53ZM55 228H56V230H55ZM59 228V229H58ZM72 228L74 229L73 231H71L72 230ZM88 228V229H87ZM144 228H145V230H144ZM154 228V229H153ZM174 230H173V229ZM257 228V229H258ZM264 228V227H263ZM48 229H51V230H49L48 231ZM69 229H71V230H69ZM143 229V230H142ZM149 229H151V230H149L150 231V233H149V231L148 230ZM45 230V233L43 232ZM59 230H60V232H59ZM66 230H68V231H66ZM115 230V231H114ZM130 230H132V232L130 231ZM172 230V231H171ZM34 231V232H33ZM47 231V232H46ZM50 231H51V233H50ZM112 231V232H111ZM130 231V233L128 234L127 232H129ZM146 232V234L145 233H142V232ZM31 232V233H30ZM49 232V233H48ZM57 232V233H56ZM81 232H85V233H82V234H80ZM148 232V233H147ZM158 232V233H157ZM138 233H139V235L140 234H143V236H141L140 238H137V236H139L138 235ZM31 234V235H30ZM34 234V235H33ZM41 236H40V235ZM43 234V235H42ZM48 234H49V236H48ZM52 234V235H51ZM58 234V235H57ZM69 234V235H68ZM137 234V235H136ZM145 234V235H144ZM39 235V236H38ZM46 235V237H48V240L46 241V237L44 238V236ZM57 235V236H56ZM84 235V236H83ZM29 236V237H28ZM34 236V237H33ZM38 236V237H37ZM64 236V237H63ZM77 236H80V237H78V239H77ZM83 236V237H82ZM152 236V237H151ZM12 237H13V235H12ZM43 237V238H42ZM74 237V238H73ZM132 237H134L133 239H132ZM143 237V238H142ZM4 238V237H3ZM33 239L34 238V240H28V239ZM81 238V239H80ZM1 240H3V242H4V239H2V238H0ZM23 239H24V241H23ZM41 239H43V240H41ZM44 239H45V241H44ZM83 239V240H82ZM132 239V240H131ZM154 239V240H153ZM197 238H195L194 240H191L190 241V243L189 242H187V243H184V245H182V246H179L176 250H174L173 252H172V254L170 255V257H172V259H174V257H178V256H180L179 258L182 260H179L180 262H183L184 260L185 261H187V260H195V259H198V257L200 258V260L201 259H206V257L207 256H209V257H207V259H209V258H213V256H215V252H213L210 248H203V249H205L204 251H203V249H200L199 251H201V253L199 252V251H196V250H191V249H193L192 247L195 245V243L197 242V240H196ZM38 240V241H37ZM74 240V241H73ZM75 240L77 241V240H79V241H77V242H75ZM84 241V244H82V245H79L78 243L80 242V241ZM89 240V242H87ZM196 240V241H195ZM26 241H28V243L26 242ZM40 241H42V242H40ZM32 242V243H31ZM40 242V244H38ZM2 244V241H0V245ZM30 244L32 245V246H30ZM35 244V245H34ZM74 244V245H73ZM78 246H76V245ZM37 245V246H36ZM38 245H39V247H38ZM40 245H41V247H40ZM72 245H73V247H76V248H72ZM29 246V247H28ZM36 246V250L34 249V247ZM43 246V247H42ZM55 246V247H54ZM37 247H38V249H37ZM45 247V248H44ZM108 247V248H107ZM110 247V248H109ZM150 247V248H149ZM31 248H32V250H31ZM69 249V250H68ZM74 249V250H73ZM210 249V250H209ZM1 250L2 249H0V252H1ZM29 250V252H27L26 253V251H28ZM31 250V251H30ZM37 250H38V252H37ZM56 250V251H55ZM92 250V251H91ZM181 250H182V252H181ZM189 250H191L190 252L191 253H193V254H191V253H189V254H191V256H189V254L187 253V252H189ZM207 250H209V252H207ZM5 251V250H4ZM4 251H2L1 253H0V256H1V258H4L3 256H5L6 255V253L4 252ZM102 253H101V252ZM104 251V252H103ZM196 251V252H195ZM210 251H212V252H210ZM41 252V253H40ZM77 252V253H76ZM147 252V253H146ZM177 252V253H176ZM195 252V253H194ZM26 253V254H25ZM36 253V254H35ZM60 253H62V254H64V255H62L61 256V254ZM67 253V254H66ZM69 253H71V254H69ZM85 253H86V256L84 257V255H85ZM146 253V254H145ZM188 255H187V254ZM198 253V254H197ZM31 254V255H30ZM75 254V255H74ZM84 254V255H83ZM99 254V255H98ZM174 254V255H173ZM185 254V255H184ZM214 254V255H213ZM35 255V256H34ZM59 255V256H58ZM174 257H173V256ZM186 256V257H184V256ZM210 255H212V257L210 256ZM9 256H11V251H10V253H9ZM26 256V257H25ZM47 256V257H46ZM58 256V257H57ZM90 256H92V257H90ZM188 256V257H187ZM45 257V258H44ZM60 257V258H59ZM83 257V258H82ZM155 257V258H154ZM158 257H159V255H155V256H151V257H147V259L143 262V260L142 261H140V263H138V264H143V263H153V262H157V261H160V259L162 258V257H159L160 259H158ZM168 258H170L169 256H167ZM182 257V258H181ZM193 257V258H192ZM196 257V258H195ZM0 258V259H1ZM79 258V259H78ZM90 258V259H89ZM157 258V259H156ZM186 258H187V260H186ZM189 258V259H188ZM191 258V259H190ZM26 259V260H25ZM81 259V260H80ZM177 260V261H178ZM83 261V262H82ZM123 261V262H122ZM169 264H171V263H169Z\"/></svg>",
    "mask_w": 264,
    "mask_h": 264
}]
</instances>
